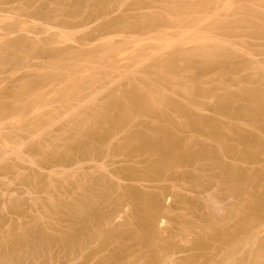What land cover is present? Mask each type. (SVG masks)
Instances as JSON below:
<instances>
[{
	"label": "bare ground",
	"instance_id": "1",
	"mask_svg": "<svg viewBox=\"0 0 264 264\" xmlns=\"http://www.w3.org/2000/svg\"><path fill=\"white\" fill-rule=\"evenodd\" d=\"M4 0H1V2L2 3H7V5H11V4H8V3H13L12 1H15V0H5L4 2H3ZM33 1V0H32ZM32 1H30V2H32ZM37 1V0H36ZM38 1H40L39 3H40V5H37V2ZM36 3H30V4H27V5H29V6H27V7H29V8H27L26 6V8L28 9L27 10V12H25V14H27L28 16H30V17H33V18H46V19H55L56 20V18L58 19V16L59 15H64L65 17L64 18H69V17H74L75 18V16H77L78 15V17L80 16V19L79 20H81L82 18V15H83V19H84V15H86L87 13H84L83 11H82V9L84 8V9H86V7H87V5H92V9L90 10L89 9V7L87 8L88 10H86V11H88V12H92V10L93 11H95L94 13H97V15H99V16H101L102 14H105L106 15V13L108 14V12L109 11H112L113 9V6L111 7V5H112V3H114V2H118L119 0H72L70 3L69 2H67L66 0H38ZM94 1V2H93ZM122 0H120L119 2H121ZM123 1H125V0H123ZM134 1V0H133ZM138 1H140V0H138ZM137 1V2H138ZM141 1H143V0H141ZM145 1L146 0H144L143 1V3H145ZM157 1V0H156ZM155 1V2H156ZM158 1H161V0H158ZM165 1V0H164ZM173 2H176V4L175 5H178L177 3L179 2V3H181V2H183L184 4H186L187 2L185 1V0H177V1H175V0H172ZM171 0H169V2H171V4L173 3ZM193 1V0H192ZM195 1V2H194ZM192 3L191 2H189V0H188V2L189 3H191V4H188L189 5V8H191L190 7V5L192 6V8L191 9H188L187 10V8H188V6L186 7V12H185V6H184V8H183V11L180 9L181 7H182V5L181 4H179V5H181V7L179 8L180 9V14H179V12H178V14L176 13V11H178V8L176 9V11L174 12V14H177V15H174V20H173V22L174 21H176L177 20V16H179L180 15V17H178V19H179V21H181L182 20V18H185V19H183V21L184 22H188L187 23V26H185L186 24H184V22L183 23H179L180 25H178V20L175 22V23H173V22H171V21H169V19H167L168 20V22H171L172 23V27H173V24H174V27H176L175 28V30H180L179 32L177 31V33H176V31L174 32V30H171V31H173L172 32V34H171V31H169L170 30V28H172L170 25H171V23H169L168 25L169 26H167L166 25V23L165 22H167L166 20H164V16H166V15H163V19L161 18L162 16L161 15H159V14H157V13H155V15L157 14V16H156V18H155V16H152V15H154V14H150L149 15V18H148V16H144L145 17V19H144V17H141V18H143L144 20H142L141 22L146 26V27H148V26H153V25H155V21H156V23L157 22H159V21H161V22H164V23H160L159 25L157 24V25H155L157 28H159L160 27V25H161V27H162V25H164V26H166V29H167V27H168V29H167V31H165L166 29L164 28V31L163 32H161L162 30H163V27H162V29L160 30V32H161V34H159V29H156V27H154V29H155V31L156 32H154V33H158V35L157 34H155V35H157V37H156V45L153 43V46H151V47H155V48H151L149 45L151 44L152 45V42H154V40L152 39V41H149V43L147 44L146 42V46H144V45H141V44H139V41L138 42H136V43H138L137 45H136V47L138 48V53H136V55H130V57H126L127 59H128V65L126 64V62H125V64H123L122 62H120V63H116V62H119V61H114V62H111L112 60H113V58H110L109 60H111L110 62L109 61H107L108 60V56H106V55H104L105 57H106V59L107 60H105L104 61V66H107L108 65V68H105L104 70H102L100 67H99V65H98V67L100 68V71H97L96 73H94L95 71L93 70V69H91L92 67H90L91 65H89V69L90 70H93L94 72V74H91L92 73V71L89 73V72H85V67L87 68L88 67V65L86 64V66H85V63H83L84 64V73H81V74H79L78 75V77H76V78H74L75 80H73V79H71V78H73V74L75 73H72L71 71V73L69 72V70L72 68V65H73V63L75 64V61L73 62L71 59H68V60H71L72 62H71V67H69V68H67V70H68V72L70 73L69 75L70 76H72L71 78H68L67 76H65V75H67L68 73H66L65 71H67V70H65V69H63V68H61L60 69V66L59 67H57L59 64H57V71H59V70H64L63 72H61V73H66L65 75L63 74H61L63 77L65 76L66 78H68L69 79V81H67L66 79H65V77H64V79L66 80L65 81V83H67V82H69V83H67V84H65L64 85V87H62L61 89H59V88H57L58 89V92L57 93H59V97L61 98V100L62 101H65V99L67 100L66 102H68V100H70V99H72L71 101H69L68 102V107H67V109L68 108H71V110L73 109L74 110V108H77L76 110L78 111L79 110V112L78 113H80L81 114V112L84 110V109H86V111L84 112H82V113H86V114H91V111H92V109H93V111H94V113H93V111H92V114L91 115H93L92 117H89L88 115H84V116H86V118H84V116L81 114H79L80 115V117L82 116L83 118H79L78 116V113H77V111H76V115H78V116H76V119H78V121L76 122L75 121V119H73V117H72V119L74 120V125H75V128L76 129H74V133H73V135L75 136V134H76V137H74V136H69L70 134H68V136L69 137H65V135H64V132L66 131L65 130V128H63L65 131L63 132L62 130V132L63 133H61V134H63V136L65 137V140H63V142H62V145L65 143V141L68 143V146H67V144H65V145H63V146H65L64 148H62V150L60 149L61 147H60V145L59 146H57V148H56V150L58 149V153H57V151L55 150L54 151V149H55V147L53 148L52 146H50V144L51 143H55L56 142V140H58V139H60L59 137H62V139L64 138L63 136H60L61 134H58V137L57 136H52V138H50L49 140H51V142L49 143V144H47L49 147H52L53 148V151H52V153H51V151H50V149H49V151H50V153H49V155H48V157H46L45 156V158L47 159V162H46V160H45V164H41V163H37V159L36 160H34L33 158H36V157H33V158H31L32 157V155H30V158L32 159H30L29 158V154L28 155H26V156H28V158L31 160H28V161H30L29 163L30 164H36L38 167L39 166H41V167H43V168H48V171H49V173L51 172V175H53L52 173L54 172V174L56 173V172H60V168L61 169H63L64 171H62V174L67 170V169H69V170H72V169H74V168H72V165H77V166H75V169H79L80 167H79V165L81 166L82 165V163L83 162H81V161H83L84 160V162H85V160L86 161H89V166L90 167H88V169H90V171H92V170H94L95 168H100L99 170H100V172L102 173V172H104L105 174H106V176H105V174H103L102 173V175L100 176H98L97 175V177L95 176V177H92V176H90L91 174L90 173H85V175L84 176H81V175H77L75 172H74V174H73V176L72 177H70L71 175H69V179L70 178H72V179H70V182L71 183H73L72 185H70L69 183V180H68V182L67 183H65V182H62L61 180V183H64L65 184V186H66V184H67V186H66V190L65 191H62V188H63V184H61L60 182H59V184H57V182L55 181V183H53L54 182V180L53 179H51V181L49 180L50 179V176H48L49 178H48V180H49V182H48V180H47V182L45 181L46 179H44L43 178V175H41L42 176V180H44L45 181V183L43 182V181H41V183H42V186H41V188H43V191L45 190V191H48L46 194H47V196H48V199H49V201H53V202H46L45 200V202H42L43 203V213L42 214H40V215H43V218L42 217H40V218H42L43 220H44V217H45V219L46 220H44V222L43 223H45V224H48L49 225V219H55V220H59V221H61V219H63V218H61V219H58L59 217H65L64 219L66 220L67 219V217H71V218H68L65 222L67 223V224H71L72 225V223L74 222H72L71 221V219H73V220H75V222L73 223V224H75L76 223V221H77V223H79L80 224V226L82 227V229H81V227L79 226V224L78 225H72V226H69V225H67V228L69 227V229H71L70 227H72L73 229H71L72 231H70L69 229H67L68 231H70V232H66L67 230H62V229H64V228H61L60 230H59V227H55V226H51L50 225V227L53 229V230H57L58 229V231H56L55 233L57 234V236L55 235V233H54V235L52 236V234H51V237H49L50 236V234H46V231H41L40 229H44V227L43 228H40L43 224H42V222H41V226L38 224V223H36V224H38L37 226H35V225H33L32 224V226L31 227H39L38 228V230L36 229V230H33V228H32V230H31V228H29V227H27V225L26 226H24L22 223V227H23V229L21 228V229H19V230H22L19 234H15V232L14 231H16V230H13V228H12V232H10L9 230V232H7L4 228V230L6 231V234H5V231H3V235L1 236V234H0V264H174V262H173V260L171 259V258H173L172 256L174 255V256H176L175 254L180 250V248H179V246H178V244L177 243H175L173 240H170V239H168V240H162L161 242H159V241H156L155 239H154V220H155V217H156V214H157V212L159 211V210H162V208H161V206H162V203L160 202V196L156 193V194H153V193H150V194H152V195H148V194H146V193H138V192H136L137 194H138V197L139 198H141V202H140V204H142V207L140 208L139 207V209H140V212L138 211V213L136 214V216H135V218H133L134 219V229L132 230V228L129 230V228L128 227H126V225H125V227L123 226V227H117V226H114L113 225V227L111 226L113 223H115L114 222V220H115V216L117 215V213H116V210H115V208L113 209L112 207V205L113 204H115L114 202H116L115 201V198L112 200V199H110V193L112 192L111 190L112 189H114V188H112V185H114V186H116L115 184H110V183H108V178L110 179V181L109 182H111V177H112V175L113 176H117V178L118 179H122L123 177H126V178H128V179H131V180H134V181H152V182H154V183H157V186L158 187H160V188H168L167 187V184H166V182L169 184V182H170V184L173 186V185H175L174 183H175V181L177 180V179H182L181 177H183V178H185L187 175L184 173V172H181L180 171V169H179V171H177L178 170V168H181V170L182 169H187V167L188 166H194L195 167V169L194 170H206V172H204V171H201L202 172V174H200L199 173V175H197V177L199 176V178H197L196 179V177H195V181H197V182H194L195 183V188H197V192L198 193H200L201 194V203H202V205H201V203L198 201H196V200H194V201H196L197 202V204L198 203H200L199 205H195V203L196 202H194L192 199H191V201L189 200V199H185V198H182V200L180 201V206L183 208V207H186V208H191V209H194V205L196 206L195 208H199V206L201 205L202 206V208L203 207H205V209L206 210H204L202 213H201V215H200V217L204 220L203 222H205V224H203V222L200 224V225H202L203 224V228H201L200 229V231L201 232H199L197 235V240H196V242H195V245L196 246H205L206 244H207V242H206V237L207 236H209V238H208V240H210L211 242H213V243H218L217 245H216V247H218L219 248V250H221V252H222V254H224V260L222 261V263L221 264H259L258 262H257V260H253V261H250V260H245L244 261V259H241V258H239V259H235L234 260V258H236V257H234L233 256V254L234 255H236V253H239V252H242L241 250H244V248L246 249L247 247H249V243H250V240H251V238L253 237H255L256 235V231H259V230H257V227L259 226L260 227V225H262L261 223H264L262 220H263V217H261V213H259V210H260V207L262 206V204L264 205V191H263V194H261V195H259V197L257 196V195H255V194H257V193H255L254 195H253V193L254 192H257V191H255V188H258V187H256L257 186V184H259V183H257V182H255L254 183V181H252L251 182V180H253V178H254V176L255 175H253V173H252V175H251V172H249V171H247V170H245L246 172H248L247 173V175H251V176H246L245 174H244V170H243V168H241V166L240 167H238V166H236L237 164H238V162L240 161V162H244L245 160H248L249 162H252V161H254L255 159L257 160V157H258V155L259 154H261V152H264V145H263V143H264V141L262 142V140H264V139H261L263 136L262 135H264V70H262V68H263V66L262 65H264L262 62H260V63H262L261 64V66H262V68H261V66L260 67H256V66H254V65H256L255 64V62H254V65L252 66V65H250V64H245V60H243V59H241L240 60V57L239 58H237V59H239L238 60V62H236V64H238V65H236L235 63H232L233 64V66H232V64L230 65V66H232V67H234L235 65V70H234V68H232V69H230L231 67H229L228 65H227V61L228 60H231L232 61V59L231 58H233V60L235 59L234 57H235V48H242L241 47V45L238 47V45H237V43L236 42H238V41H235V40H233V44L230 42V39H228V38H230V36L231 35H233V34H235V32H237V35H239L240 37H243L242 39H240V37L238 38V36L235 34V35H233V37H234V39H239V42L240 43H242L241 41H243L244 43H248L247 41H245V39L244 38H246V37H249V38H254V40L256 39V38H264V24L262 25V24H260V22L262 21H264V12H262L263 11V7H264V0H250V1H252V3H254L255 4V7H256V4L257 5H259V8H262L261 10L259 9H257V8H255V7H246V6H248V4H246V2H249V0L248 1H246V0H244L243 1V3L244 4H246L245 6L243 5V3L242 4H240V2L242 1H239V0H237V1H239V2H236L235 0V2H236V4H235V2L233 1V0H200V2H202L201 4H199L198 2V0H194ZM205 1V2H204ZM217 1H219V2H217ZM16 2H19V0H16ZM34 2V1H33ZM91 2V3H90ZM136 1H135V3H137ZM162 2H163V0H162ZM162 2H156V4L154 3L153 4V2L152 1H149V3H151V6L152 5H154V7H156L155 5H157L158 7H159V11H160V8L162 7ZM165 2H168V0H166ZM168 2V3H169ZM186 2V3H185ZM256 2V3H255ZM21 3V2H20ZM141 3V2H140ZM148 3V2H147ZM148 3V5L150 6V4ZM196 3V4H195ZM198 3V4H197ZM240 4V5H238V4ZM251 2H250V4H252ZM258 3H262L263 4V7H262V5H260V4H258ZM1 4V3H0ZM16 4V3H15ZM18 4V3H17ZM115 5H117L116 3H114ZM119 4V3H118ZM122 4V3H121ZM139 4V3H138ZM161 5V7H160V5ZM234 4L237 6H235L234 7ZM5 6H6V4H4ZM19 5V4H18ZM17 5V7H16V5H14V8L16 7L17 8V10H18V8H19V6H21V4L18 6ZM25 5V4H24ZM24 5L22 6V7H24ZM164 5V4H163ZM175 5H174V7H175ZM241 5H243L244 7H242ZM5 6H3V4H2V6L0 5V7H2V8H0L1 10L3 9V7H5ZM238 6H241V10L239 11V9H240V7H238ZM250 6V5H249ZM10 8L12 7V5L11 6H9ZM22 7H21V9H19V10H24V9H26L25 7L22 9ZM116 7V6H115ZM114 7V8H115ZM164 7V6H163ZM174 7H173V10H175L174 9ZM5 8H7V11H9V12H11V11H13V9H11V11L8 9V6H6ZM230 8V9H229ZM231 8H232V10L234 9V8H236V11H234V19H229L230 17L232 18L233 16H229V15H231L230 13V11H232L231 10ZM83 9V10H84ZM163 9V8H162ZM161 9V10H162ZM166 9H167V7H166ZM168 9H169V7H168ZM167 9V10H168ZM172 8H170V10H171ZM221 9H223V10H221ZM238 9V10H237ZM5 10V11H4ZM165 10V9H164ZM163 10V11H164ZM170 10H168V12L170 11ZM224 10H226V11H224ZM3 11V13L4 12H6V9H3L2 10ZM26 11V10H25ZM172 11V10H171ZM170 11V12H171ZM222 11V12H221ZM243 11V14L245 15L246 14V12L249 14V16L251 15V17H255V19H254V21L252 20L251 21V19L250 18H247V19H245V17L243 18V14L241 15V12ZM245 11V12H244ZM15 12H18V11H15ZM169 12V13H170ZM181 12H185L184 13V15H181ZM218 12H220V14H226V16H224V15H221L220 16V14L218 13ZM223 12H225V13H223ZM230 12V13H229ZM238 12H239V14H238ZM20 13H21V11H20ZM83 13V14H82ZM166 13H167V11H166ZM218 13V14H217ZM232 13H233V11H232ZM237 13V15H236V17H235V14ZM8 14V13H7ZM17 14H19V13H17ZM23 14V13H22ZM80 14V15H79ZM89 14V13H88ZM92 14V13H91ZM90 14V15H91ZM165 14V13H164ZM170 14H172V13H170ZM227 14H229L228 16L229 17H227ZM248 14H246L247 16H248ZM0 15L2 16V12H0ZM19 15H21V14H19ZM90 15H88V16H90ZM94 15V14H93ZM93 15H91L90 17H91V19H90V17L88 18V17H86L87 18V20L88 19H90V21L91 20H93L92 19V16ZM105 15H103V16H105ZM213 15V16H212ZM215 15H218V16H220V19L221 20H217L218 22H216L215 21V23H214V21H213V19L212 18H214V16ZM239 15H240V17L242 16V18H240L239 17ZM253 15V16H252ZM0 16V17H1ZM5 16H7V15H5ZM4 16V17H5ZM9 16V15H8ZM25 16V15H24ZM68 16V17H67ZM151 16V17H150ZM218 16H215V20H216V17L218 18ZM222 16H223V18H227V19H225V20H222L223 18H222ZM60 17V16H59ZM63 17V16H62ZM61 17V18H62ZM78 17H76V18H78ZM95 19H96V16L94 15L93 16ZM152 17H154V18H152ZM158 17H159V20H158ZM172 17V16H171ZM212 17V18H211ZM237 17H239V18H237ZM3 18V17H2ZM5 18H7V17H5ZM13 18H14V16H13ZM12 18V19H13ZM16 18V17H15ZM85 18V19H86ZM102 18V17H101ZM100 18V19H101ZM148 18V19H147ZM163 20H161V19ZM167 18V17H166ZM176 18V19H175ZM211 18V19H210ZM236 18V19H235ZM4 19V18H3ZM3 19H0V20H3ZM98 19V18H97ZM181 19V20H180ZM187 19V20H186ZM230 21H229V20ZM5 20H7V19H5ZM9 20H10V18H9ZM19 20V19H18ZM41 20V19H40ZM61 20V19H60ZM59 20V21H60ZM70 20H74V19H70ZM78 20V19H77ZM127 20V22H125ZM138 20H140V19H137V21ZM158 20V21H157ZM171 20H172V18H171ZM186 20V21H185ZM212 20V21H211ZM227 20V21H226ZM257 20V21H256ZM259 20H261V21H259ZM64 21H65V19H64ZM63 21V22H64ZM84 21V20H83ZM82 21V22H83ZM136 21V20H135ZM136 21V23L135 22H129V19H124V22H122V20H121V22L120 21H118V20H114V21H109V22H106V23H104V25L102 26V29H104V28H113V29H117V30H123L124 32H128V31H133L132 29H134V27L136 28L137 27V25H139V24H141V23H139V24H137L138 22ZM220 21V22H219ZM225 21V22H224ZM61 23V22H59L60 24H65V23ZM79 22L80 21H78L76 24H79ZM85 22V21H84ZM167 22V23H168ZM189 22H190V24H189ZM13 23V22H12ZM22 23V22H21ZM24 23H25V21H24ZM23 23V24H24ZM75 23H74V25H75ZM88 23V22H87ZM135 23V24H134ZM214 23V24H213ZM239 23L241 24L240 26H239ZM242 23H244L243 24V27H245V28H239V27H242ZM9 24V23H8ZM7 24V25H8ZM14 24V23H13ZM27 24V23H26ZM83 24V23H82ZM143 24H141V26L140 27H143ZM175 24H177V25H175ZM184 26H183V25ZM203 24H204V26H203ZM221 24V25H220ZM225 24H227V26L225 25ZM238 24V25H237ZM248 24V25H247ZM18 25V24H17ZM62 26V25H61ZM145 26L143 27V28H145ZM178 26H183L184 28L182 29V27L180 28H178ZM237 26H239L238 28H236ZM86 27V26H85ZM170 27V28H169ZM204 27V28H203ZM19 28H20V26H19ZM25 28V27H24ZM61 28V27H60ZM149 28V27H148ZM147 28V29H148ZM153 28V27H152ZM203 28V29H202ZM216 30H218L219 29V31H216ZM1 29V28H0ZM23 29V28H22ZM62 29V28H61ZM65 29V28H64ZM137 29H140L139 27H137L134 31H138ZM153 29V30H154ZM6 30L9 32V33H13L14 32V30H15V28H14V25H12L11 24V22H10V24L7 26V28H6ZM20 30V29H19ZM148 30H150V29H148ZM209 30V31H208ZM215 30V31H214ZM63 32H64V30H62ZM142 31H145V29H142ZM147 31V30H146ZM152 31V30H151ZM208 31V32H207ZM147 32H150V31H147ZM167 32H169V33H167ZM8 33V34H9ZM130 33V32H129ZM140 33V32H139ZM152 33H153V31H152ZM154 33H153V35H154ZM176 33V34H175ZM216 35H215V34ZM232 33V34H231ZM131 34V33H130ZM138 34V33H137ZM150 34V33H149ZM228 34V35H227ZM231 34V35H230ZM125 35V37H126V35L128 36L129 34H124ZM151 35V34H150ZM150 35H149V37H150ZM155 35L154 36H152L151 38H154L155 37ZM161 35V36H160ZM224 35H226V36H229V37H226V38H222V37H224ZM60 36V35H59ZM63 36V35H62ZM102 36V35H101ZM100 36V37H101ZM105 36H106V34H105ZM158 36H160V37H158ZM111 37V36H110ZM129 37V36H128ZM131 37H135V34H134V36L133 35H131ZM130 37V40L131 41H136L135 40V38L132 40V38ZM233 37L231 36V38L233 39ZM12 38H14V37H12ZM107 38V37H106ZM124 38V37H123ZM127 38V37H126ZM138 38V37H137ZM144 38V37H143ZM142 38V39H143ZM160 38H162L160 41H159V39ZM222 38V39H221ZM248 38V39H249ZM252 38V39H253ZM3 39V38H2ZM1 39V40H2ZM6 39V38H5ZM5 39H4V42H2V43H0V66H1V64L4 66V64H6V63H12L13 64V60L12 59H18V57L17 56H15L16 55V52L19 50V48H21V47H25L26 46V42L24 43V41L26 40L25 38H22L23 40H21V38L20 39H13V40H11V39H7L6 41H5ZM28 39V38H27ZM104 39H105V37H104ZM109 39V38H108ZM108 39H105V40H107V41H109ZM127 39H129V38H127ZM142 39L140 40V41H142ZM155 39V38H154ZM226 39V40H225ZM260 39V40H261ZM32 40V39H31ZM86 40V39H85ZM84 40V41H85ZM151 40V39H150ZM241 40V41H240ZM257 40V39H256ZM264 40V39H263ZM30 41V40H29ZM28 41V42H29ZM83 41V42H84ZM98 41V40H97ZM143 41H144V39H143ZM157 41H159L160 43L159 44H157ZM188 41H190V42H188ZM27 42V44H29ZM31 42V41H30ZM46 42H48L47 40H46ZM46 42H45V44H46ZM50 42V41H49ZM48 42V43H49ZM53 42V41H52ZM89 42V41H88ZM103 42H104V40H103ZM121 42V41H120ZM125 41H123L122 40V42L121 43H124ZM127 42H129V40L127 41ZM126 42V43H127ZM187 42V44L185 45V43ZM192 42H193V44H192ZM226 42L227 43H229V47H230V49H228L227 47V45H226ZM254 42V41H253ZM258 42V41H257ZM36 43V42H35ZM34 42H32V45L34 44V48H36V49H33V48H31V46L30 45H28L27 47L28 48H31L30 50L31 51H33V50H37V48L38 49H40L42 46H43V48H44V50H46L45 49V44L44 45H42V46H40V44H35ZM38 43V42H37ZM57 43V42H56ZM82 43V42H81ZM87 43V42H86ZM85 43V44H86ZM107 43V42H106ZM126 43L124 44V45H126ZM135 43V42H134ZM25 44V45H24ZM101 45H102V42L100 43ZM120 44V43H119ZM119 44H113V45H109V43L106 45V48L107 49H104V51H103V49H101V47H100V49L102 50L101 52L103 53V54H105L104 52L106 51V50H109V52L110 51H112V53L113 52H118V50L119 49H121V47H122V45L120 44V46H118ZM144 44V43H143ZM191 44H192V47H191ZM250 44V43H249ZM257 44V43H256ZM37 45V46H36ZM90 45H92V44H90ZM100 45V46H101ZM109 45V46H108ZM139 45H140V47H139ZM155 45V46H154ZM243 45V44H242ZM245 45V44H244ZM260 45V44H259ZM38 46H40V48L38 47ZM88 46V45H87ZM98 46H99V44H98ZM97 46V47H98ZM103 46V45H102ZM172 46V47H171ZM186 46V47H185ZM187 46H189V47H187ZM237 46V47H236ZM255 46V45H254ZM253 46V47H254ZM262 46V45H261ZM97 47H93V49L94 48H97ZM104 47V46H103ZM168 47H170L171 49H173V51H174V49H175V53H173V54H175V55H171L172 54V52H171V54L169 55L170 56V58L168 59V56H167V54H166V56H167V59H163L162 57H164V56H162V54H164L163 53V50H164V52H167V49L168 50H170V48H168ZM174 47V48H173ZM233 47V48H232ZM245 47V46H244ZM248 47V46H247ZM264 47V46H263ZM50 48V47H49ZM176 48H177V51H176ZM231 48L232 49H235L234 51L232 50L231 51ZM240 48H239V50H240ZM246 48V47H245ZM250 48H251V46H250ZM18 49V50H17ZM25 49V48H24ZM27 49V48H26ZM33 49V50H32ZM54 49V48H53ZM59 49V48H58ZM72 49V48H71ZM93 49H91V50H93ZM165 49H166V51H165ZM247 49V48H246ZM249 49V48H248ZM259 49V48H258ZM263 50H264V48H262ZM17 50V51H16ZM23 50V49H22ZM22 50H20V51H22ZM48 50V49H47ZM50 50V49H49ZM48 50V51H49ZM55 50H57V49H55ZM63 50V49H62ZM81 50V49H80ZM90 50V49H89ZM124 50V49H123ZM135 50V52H137ZM195 50L197 51V50H199V53H202L203 54V56H204V54H205V56L203 57V58H207V60L208 61H210L212 64H213V62L214 63H216V61H214L215 59H214V57H216V59H218L219 58V56H222V59L221 60H223V61H221L220 60V62L221 63H223L224 61H225V63H226V65H225V63H223V64H221V72L226 76V77H228L227 79H225L224 78V75L222 74V78H224L225 80H227L228 81V84H229V78H232L231 76H232V73L233 74H235V71L236 70H238L237 69V66H239V65H244V66H246L247 67V69H246V67H242V65H241V67L239 66V68H243V69H246L247 71H249L248 69H249V66H251L250 68L251 69H253V75H251V74H249V75H247L246 77H245V79L247 78V80L249 81H245V82H248V83H246V84H249L250 82H253L251 79H257V81L259 80L260 82L258 83V82H256V87L253 85L254 83H255V81L251 84L250 83V85H252V87L251 88H249V86L247 87L246 86V84H245V82L243 83L244 84V86H243V84H241V83H239V81L240 80H242V78H240V80L238 79L239 77L237 76L236 77V75H234L233 76V78H234V80L235 81H237V82H234V84H236V83H239L240 84V86H242L241 88L239 87V90H238V88H237V90L234 88V91H232V89L230 88V87H228V86H230V85H227V81H225V80H222V78H221V75H220V78H221V80L219 81V82H216V83H218L217 84V86H214V87H211L212 85L211 84H209V85H211V86H208L207 85V87H206V85L205 84H208V81L209 80H207V83H205L204 84V82H198V81H201V79L199 80V77H198V75H196L195 74V76L194 77H196L198 80H196V78L195 79H193L194 77H192L193 75V72L191 73L190 71H192V70H188L190 67L193 69V64L196 62L195 60L196 59H193V60H191L190 58H192V55H193V58H194V55H196L197 56V54H198V52H195ZM238 50V49H237ZM253 50V49H252ZM256 50V49H255ZM16 51V52H15ZM26 51V50H25ZM24 51V52H25ZM31 51H28V52H30L31 53ZM37 51H39V53H40V50H37ZM41 51H42V49H41ZM71 52V50H70V48H69V50H67V54H68V52ZM77 51V50H76ZM119 51H121V50H119ZM162 51V52H161ZM172 51V50H171ZM242 51V50H241ZM247 51V50H246ZM249 52H250V50H248ZM259 51H261V47H260V49H259ZM34 52V51H33ZM44 52V51H43ZM51 52H52V50H51ZM57 52V55H59V53H61L62 55H63V53H64V55H65V52H66V49L64 50V51H61V52H59V51H55V53ZM63 52V53H62ZM73 52V51H72ZM80 52V51H79ZM79 52H77L78 54H79ZM82 52V51H81ZM83 52H84V50H83ZM87 52H90V51H87ZM98 53V54H96V55H98V56H96V57H99V56H101L102 55V53ZM109 52L107 51V53L106 54H108L109 55ZM134 52V53H135ZM162 53V54H160V53ZM177 52V53H176ZM194 52L196 53V54H194ZM234 52V53H233ZM253 52H255L254 50H253ZM258 52V51H257ZM256 52V53H257ZM264 52V51H263ZM21 53V52H20ZM26 53V52H25ZM29 53V54H30ZM36 53V52H35ZM54 53V52H53ZM54 53V54H55ZM76 53V52H75ZM75 53L73 52V54L75 55ZM76 53V54H77ZM91 53H92V51H91ZM91 53L89 54V55H91ZM111 53V52H110ZM156 53V54H155ZM237 53V52H236ZM246 53V52H245ZM18 54V53H17ZM23 54V53H22ZM28 54V53H27ZM28 54V55H29ZM53 54V55H54ZM60 54V55H61ZM71 54V53H70ZM73 54H72V56H73ZM80 54H83V53H80ZM87 54V53H86ZM101 54V55H100ZM114 54V53H113ZM113 54H110V56L111 55H113ZM157 54L159 55L160 54V56L161 57H158L157 56ZM179 54V55H178ZM215 54H217V56L215 55ZM248 54V53H247ZM14 55V56H13ZM25 55V54H24ZM33 55V54H32ZM35 55H37V54H35ZM61 55V56H62ZM88 54H87V56H89ZM95 54L94 53H92V57L94 56ZM116 55V54H115ZM157 56V57H154V60H156V59H158V60H156V61H154L156 64L158 63V65H154L155 63L153 62L152 64L150 63V65H152V66H148V65H146L145 64V61L146 60H149V58H151L152 59V57L153 56ZM178 55V56H177ZM234 55V56H233ZM250 55V54H249ZM19 56V55H18ZM31 56V55H30ZM30 56H28V57H30ZM39 56V55H38ZM104 56H101L103 59H104ZM109 56V57H110ZM129 56V55H128ZM134 56V57H133ZM191 56V57H190ZM200 56H202V55H199L198 57H200ZM232 56V57H231ZM254 56V55H253ZM17 57V58H16ZM24 57V56H23ZM67 57V56H66ZM79 57V56H78ZM81 57V56H80ZM82 57H86V55L85 56H82ZM112 57H115V56H112ZM171 57H173V58H171ZM179 57H182V58H180L181 60L183 59V61L184 60H186L185 61V63L187 62L188 63V65L187 66H189V68L187 69L186 68V65H185V63H184V65H183V67H181V68H184V66H185V68L187 69H182L181 71L180 70H177V71H175V68H176V65L178 66V64L176 63V65H175V62H177L179 59ZM184 57V58H183ZM223 57H225V58H223ZM251 58H252V56H250ZM256 57H258V56H256ZM20 58V57H19ZM27 58V57H26ZM31 58V57H30ZM53 58V57H52ZM54 58H55V56H54ZM53 58V59H54ZM62 59H60V57H58L57 59H54V61H53V59H52V61L54 62V63H62V61L64 62V60H63V58L64 57H61ZM70 58V57H69ZM89 58V57H88ZM91 58V57H90ZM131 58V59H130ZM156 58V59H155ZM161 58V60H160V62H159V59ZM201 58V57H200ZM221 58V57H220ZM219 58V59H220ZM228 58V59H227ZM230 58V59H229ZM21 59V58H20ZM64 59H66V58H64ZM73 59V58H72ZM76 59V58H75ZM84 59V58H83ZM82 59V60H83ZM93 59H96L95 57L93 58ZM92 59V60H93ZM98 59V58H97ZM103 59L101 60V61H103ZM115 59V58H114ZM119 59V58H118ZM117 58H116V60H118ZM178 59V60H177ZM218 59V60H219ZM226 59H227V61H226ZM237 59H235V61L237 60ZM261 59V58H260ZM260 59H257V64H258V60H260ZM12 60V61H11ZM19 60V59H18ZM26 60V59H25ZM57 60V61H56ZM58 60H60V61H58ZM76 60H80V59H76ZM174 60H176L175 62H174ZM203 60H205V59H202V61ZM207 60H205L206 61V63L208 62ZM253 60V59H252ZM28 62H29V60H27ZM89 61V60H88ZM94 61H98V60H94ZM152 61H153V59H152ZM152 61H147L148 63L149 62H152ZM180 61V60H179ZM197 61H200V60H197ZM213 61V62H212ZM240 61V62H239ZM254 61H256V60H254ZM16 62V61H15ZM14 62V63H15ZM26 62V61H25ZM53 62H51L50 61V64H48L49 66H51V64L53 63ZM80 63H82L81 61H79ZM78 62V63H79ZM84 62V61H83ZM86 62V61H85ZM90 62H91V60H90ZM93 62V61H92ZM130 62V63H129ZM146 62V63H147ZM218 62V61H217ZM249 62H251L250 60H249ZM248 62V63H249ZM17 63H19V61H17ZM27 63V62H26ZM25 63V64H26ZM88 63V62H87ZM94 63V62H93ZM98 63L101 65V62H99L98 61ZM106 63V64H105ZM122 63V64H121ZM143 63V64H142ZM147 63V64H148ZM160 63V64H159ZM180 63H182V61L180 62ZM186 63V64H187ZM200 63H202L203 65H204V62H200ZM219 63V62H218ZM25 64L23 65V66H25ZM29 64V63H28ZM62 64H66V66L67 65H69V64H67V62H64V63H62ZM62 64H60L61 66H62ZM76 64H77V62H76ZM75 64V67L77 66ZM119 64H121V65H124V66H122L123 68H120L121 66L119 65ZM141 64L142 65H144V66H146L147 68H146V70L144 69H142V68H139L140 66H141ZM183 64V63H182ZM182 64H179V65H182ZM202 64H200V65H202ZM229 64V63H228ZM9 65V64H8ZM78 65H82V64H78ZM138 65H140L139 67H137ZM191 65H193V66H191ZM196 65V64H195ZM206 65H209V63L208 64H206ZM217 65V64H216ZM6 66V65H5ZM17 66V65H16ZM20 66V65H19ZM28 66V65H27ZM42 66V65H41ZM45 66V65H44ZM103 66V67H104ZM156 66V67H155ZM160 68H159V67ZM2 67V66H1ZM29 67V66H28ZM27 67V68H28ZM54 67V66H53ZM55 67V68H56ZM63 67V66H62ZM64 67H65V65H64ZM83 67V66H82ZM81 67V68H82ZM95 67V66H94ZM135 67H137V70L139 69H141V70H143V72L144 71H148V73H147V75H150L149 73H151L152 75H150L149 77H151V76H153V73H158L157 75L159 76V78L161 79V82H164V84H165V86L166 87H168L169 89H170V91L172 90L174 93H175V90H176V92L179 94V92H184V91H186V93L184 92L183 93V95L185 96H187V98L189 99V103L191 102V103H193V104H195L194 102H196L195 101V99L196 98H198V96L201 98V97H203V99H202V101L201 102H199V100L197 99V101L199 102V103H204L203 101H205L204 100V97L206 98V96L208 97V95L210 96L211 94H214L215 96H217L216 94H215V92H216V89L217 88H219V90L217 89V92H220V90L221 89H223V90H221V92H222V94L221 95H219V93H218V96L217 97H215L216 99L215 100H213V101H215L214 103H213V110L215 109V111L216 112H218V113H220L222 116L224 115V117H225V119H240V120H245V122H248V123H251V124H255L256 122L257 123H259V121H263V123L261 124V126L259 127V129H257V130H259L260 131V133L261 134H258V133H254V131H243L244 129H241L238 125H230L229 124V126H227V125H224V122L221 120H214V119H212V118H206V119H202L201 118V120H200V118H195L194 116L195 115H191L188 111H189V109H188V106L187 105H185V104H183V103H181V102H179V101H176V99L174 100V98H170L169 99V97L167 98V96H166V94H165V92H167L166 90H164V89H162L163 87H164V84H163V86L161 85V89H162V91H160V89H158L160 86H159V84H158V88L157 87H155V86H157V82L155 83L154 82V80H151V82H149V81H147V80H149V78H147L146 77V80H145V78H144V82H142L143 84H144V86H143V84L142 83H140L141 84V87H139L140 85H138V83H137V85H135V86H133L132 87V89H129V91L127 92V94H129V95H127L126 94V92L125 93H123L126 97L123 99V100H121V101H118V99L119 98H117V95L115 96V93H114V96H115V98H113V95H112V93L114 92V90H116L115 89V83L117 84V83H120V82H118V80L120 81L121 79H127V77L129 76L128 74H129V72H133L132 70H134V68ZM159 69H158V68ZM206 67V66H205ZM35 68V67H34ZM59 68V69H58ZM74 68V67H73ZM77 68H80L79 66H77ZM133 68V69H132ZM144 68V67H143ZM149 68V69H148ZM162 68V69H161ZM178 68H179V66H178ZM220 68H219V71H220ZM260 68H261V70H260ZM32 69V68H31ZM83 69V68H82ZM95 69V68H94ZM177 69V68H176ZM180 69V68H179ZM250 69V70H251ZM264 69V68H263ZM30 70V69H29ZM136 70V69H135ZM136 70V71H137ZM138 70V71H139ZM162 70V71H161ZM184 70V71H183ZM231 71L232 72V70L234 71V72H232L231 73V75L229 74L230 72H228V74L230 75V76H228L227 74H225V72H227V71ZM56 71V70H55ZM56 71V73H58ZM75 71L77 72V71H79L78 69L76 70L75 69ZM87 71V70H86ZM89 71V70H88ZM155 71V72H154ZM184 72V74L186 73L187 75L189 74V73H191V76L189 77L188 76V78H186V76L184 75V78H183V75H181V73H179V75L182 77V78H179V79H177V77H179V76H177V72ZM188 73H187V72ZM219 71L217 70V73H219ZM252 71V70H251ZM81 72V71H80ZM82 72H83V70H82ZM135 72V71H134ZM132 73V76L135 74V73H138L139 74V72H135V73ZM176 72V73H175ZM221 72H220V74H221ZM42 73V72H41ZM39 74V76H38V81L36 80V79H34V83H39V85H40V83H41V85L45 82V81H43V80H47V77L44 79V78H42V77H44V76H42L43 75V73L42 74ZM49 73V72H48ZM51 73V72H50ZM53 73V72H52ZM78 73V72H77ZM89 73V74H88ZM144 73H146V72H144ZM143 73V74H144ZM251 73V72H250ZM72 74V75H71ZM85 74H88L87 76H83V75H85ZM91 74V75H90ZM143 74H141V75H143ZM175 74H176V76H175ZM247 74V73H246ZM30 75V74H29ZM42 77H41V76ZM46 75V74H45ZM53 75V74H52ZM51 75V76H52ZM61 75H59L58 74V76H60V78L62 77ZM81 75V76H80ZM92 76L91 77V79H90V76ZM137 75V74H136ZM136 75H134V77L136 76ZM146 75V76H147ZM156 75V76H157ZM190 75V74H189ZM239 75V74H238ZM47 76V75H46ZM74 76H77V74L75 75L74 74ZM80 76V77H79ZM84 78H89V79H84ZM130 76H131V73H130ZM131 76V77H132ZM155 76V75H154ZM154 76H153V78H154ZM155 76V77H156ZM249 76V77H248ZM27 77V76H26ZM34 77V76H33ZM36 77H37V75H36ZM40 77V78H39ZM49 77V76H48ZM191 77H192V79H191ZM236 77V78H235ZM242 77V76H241ZM24 78V77H23ZM29 78H31V77H28V79L27 80H29ZM57 77H54V79H56ZM59 78V77H58ZM152 78V79H153ZM158 78V79H159ZM186 78V79H185ZM190 78V79H189ZM233 78L231 79V80H233ZM248 78H250V80L248 79ZM13 79V78H12ZM63 78L61 79V81L62 80H64ZM129 79V78H128ZM151 79V78H150ZM157 79V78H156ZM155 79V80H156ZM159 79V80H160ZM191 80V82H187V80ZM243 79H244V77H243ZM244 79V80H245ZM23 80H25V79H23ZM50 80V79H49ZM58 80V79H57ZM90 80V81H89ZM132 80V79H131ZM130 80V81H131ZM136 80H138V78H137V76H136ZM186 80V81H185ZM188 80V81H189ZM193 80H195L194 82H196V83H194L193 82ZM230 80V81H231ZM233 80V81H234ZM22 81V80H21ZM30 81V80H29ZM35 81H37V82H35ZM56 81V80H55ZM60 81V80H59ZM58 81V82H59ZM60 81V82H61ZM152 81L156 84H152ZM204 81H206V80H204ZM232 81V82H233ZM261 81H263V83L260 85V83H261ZM50 82V81H49ZM57 82V83H58ZM127 82H128V80H127ZM232 82H230V84H231V86L233 85L232 84ZM241 82H243V80L241 81ZM27 84H28V82H26ZM37 83V84H38ZM56 83V82H55ZM56 83V84H57ZM63 83H64V81H63ZM125 83V82H124ZM131 83V82H130ZM203 83V84H202ZM257 83H258V85H257ZM37 84H36V86H37ZM46 84V83H45ZM114 84V85H113ZM20 85H21V83H20ZM34 85V84H33ZM59 85V84H58ZM238 85V84H237ZM22 86V85H21ZM35 86V85H34ZM43 86H45V85H43ZM61 86V85H60ZM60 86H58V87H60ZM253 86H254V88H253ZM23 87V86H22ZM25 87V86H24ZM23 87V88H24ZM30 87V86H29ZM31 87H33L32 85H31ZM30 87V89L32 90V88ZM42 87V86H41ZM54 87V86H53ZM114 87V88H113ZM165 87V88H166ZM209 87H211L212 89H210ZM217 87V88H216ZM238 87V86H237ZM19 88H20V86H19ZM113 88V89H112ZM116 88H117V86H116ZM124 88V87H123ZM126 88V87H125ZM167 88V90H169ZM229 88V89H228ZM40 89V88H39ZM44 89H46L47 90V88L45 87ZM43 89V90H44ZM177 89H179V90H182V91H179V90H177ZM231 89V90H230ZM24 89H22V91H23ZM26 90V89H25ZM34 90H36V89H34ZM33 90V91H34ZM45 90V91H46ZM56 90V89H55ZM55 90H54V92H55ZM164 90V91H163ZM32 91V92H33ZM126 91V90H125ZM215 91V92H214ZM30 92V91H29ZM37 92V91H36ZM53 92V91H52ZM102 92L104 93L105 92V95H106V93H107V95L108 96H111V98H109V100L110 99H112V100H110V101H108V100H105L104 98H103V100H105V101H107V102H102L101 104H99L98 105V103L99 102H101V100L99 101V97H101V95H102ZM122 92V91H121ZM164 92V93H163ZM28 93V92H27ZM31 93V92H30ZM35 93V92H34ZM38 93V92H37ZM36 93V94H37ZM56 93V92H55ZM118 93V92H117ZM120 93V92H119ZM173 93V94H174ZM22 94V93H21ZM32 94V93H31ZM41 94H42V91H41ZM47 94V93H46ZM101 94V95H100ZM165 94V95H164ZM176 94V93H175ZM19 95V94H18ZM27 95V94H26ZM34 95V94H33ZM33 95H31V96H33ZM43 95H45V94H42V96ZM121 95V94H120ZM119 94H118V96H120ZM134 95H136L135 97H137V95H139L137 98H135L134 97ZM169 95V94H168ZM57 96V95H56ZM55 96V97H56ZM57 96V97H58ZM104 96V95H103ZM16 97V96H15ZM18 97V96H17ZM28 97V96H27ZM37 97V96H36ZM40 97V99H39V101L41 100V96H39ZM59 97L56 99V100H58V102L59 101H61L60 99H59ZM19 98V97H18ZM17 98V99H18ZM24 98V97H23ZM30 98H33V97H30ZM46 98H48V97H44L43 96V100L42 101H40L41 103H40V105H45L46 104V102H48V100L46 99ZM63 98H64V100H63ZM87 99V100H89L90 101V103H91V101L93 100V103H88L87 102V100H84V99ZM96 98H98V99H96ZM108 98V97H107ZM199 98V99H200ZM29 99V98H28ZM35 99V98H34ZM37 99H38V97H37ZM44 99H46V100H44ZM74 99H76V101H74ZM94 99H95V101L96 100H98L97 101V105L95 104V102H94ZM116 99V100H115ZM120 99H121V97H120ZM119 99V100H120ZM138 99V100H137ZM20 100V99H19ZM26 100V99H25ZM23 101L24 103H25V105H24V103H22L20 106L19 105H17V106H19L18 107V109H17V111L19 110V112L20 111H23V110H26V108H27V106L26 105H28L29 104V106L31 107V108H29L28 107V109H27V112L29 113V110L30 109H33L34 107H36V106H31V105H34V103H35V101L34 100H32V99H30V100H32V102H34L33 104H30V102L29 103H27L26 101ZM36 100V99H35ZM54 101V100H53ZM52 101V102H53ZM73 101V102H72ZM85 101V102H84ZM115 101V102H114ZM186 101V100H185ZM21 102V101H20ZM31 102V103H32ZM45 104H44V103ZM51 101L50 102H48V104H49V106H50V104L52 103ZM57 102V101H56ZM66 102H64L63 104H65ZM74 103V104H71V105H73V106H71L70 105V103ZM86 102H87V104L88 105H90V107L88 108V110H87V107H88V105L86 104ZM197 102V103H198ZM212 102V101H211ZM17 103V102H16ZM19 103V102H18ZM37 103H38V100H37ZM37 103H35V105H38ZM75 103H77V104H75ZM85 103V104H84ZM13 104V103H12ZM20 104V103H19ZM48 104H46L45 106L46 107H48L47 105ZM53 104V103H52ZM61 104H62V102H60L59 104H58V108H59V110H58V108H57V110H56V107L54 106L53 108H55V109H53L52 108V110L53 111H55V112H51V108L50 109H48L47 108V110H49L48 112L45 110V112H43V114L45 113H48V114H46V116L47 117H44V115H43V119H45V120H43L41 117L42 116H38V119H42L41 121H38V119L36 120V122L34 121L35 119L34 118H32V120L34 121H32L31 119V121L32 122H30V120H26V119H29V117L28 116H26V117H28V118H24V122L25 123H23L22 121H23V118L22 117H24L23 115H22V121L20 122L19 120V122H20V126L18 127V125L16 124V123H14V124H12V121L11 122H7V121H5L4 120V122H6V124H7V126H9V125H13L14 127H15V125H17L16 126V128H18V129H16V130H18V131H20L19 133H21V132H23L24 133V131H25V133H27L28 134V132H29V128H34V129H32V131H34V133H33V135H32V137H30L31 135L30 134H32V131H30L31 133H29V136L28 137H30V139L31 138H33L34 136L36 137L37 136V134H38V136L40 135L41 136V134L42 133H46V135H48V134H50V133H53V132H49L48 133V130H50V126H53V124L55 123V122H57V121H55L54 122V119H57V117L59 118V116L61 117H63V115H61V113H63V112H61V108L62 107H64V108H66V106H61ZM3 105V104H2ZM1 105V106H2ZM39 105V106H40ZM54 105V104H53ZM60 105V106H59ZM66 105V104H65ZM86 106V108H84L85 106ZM91 105L93 106V108H91ZM95 105H96V107H95ZM202 105V104H201ZM6 106V105H5ZM39 106L38 107H36L37 108V110L38 109H40L39 108ZM71 106V107H70ZM4 107V106H3ZM9 107V106H8ZM15 107V106H14ZM33 107V108H32ZM17 108V107H16ZM80 108H83V110L81 111L80 110ZM170 108H171V112H170ZM5 109V108H4ZM15 109V108H14ZM42 109H44V107H42ZM67 109H64V111L66 110V111H68ZM91 109V110H90ZM0 110H1V108H0ZM7 110V109H6ZM72 110V111H73ZM90 110V112L89 113H87V111H89ZM112 110V112H114L113 114H111L109 111H111ZM169 110V111H168ZM191 110V109H190ZM2 111H3V109H2ZM11 111V110H10ZM13 111V110H12ZM40 111V110H39ZM43 111V110H42ZM58 113H57V112ZM71 111V112H72ZM81 111V112H80ZM15 113H17L16 112V109H15V111H14ZM30 112H31V110H30ZM38 112V111H37ZM69 113H70V115H72L73 116V114L75 113V110L73 111V113L71 114V112L70 111H68ZM107 112H109L108 114H107ZM1 113H3V112H1ZM11 113V112H10ZM21 114H24L25 113V111H23V112H20ZM35 113V112H34ZM42 113V112H41ZM68 113V114H69ZM3 114H5V113H3ZM12 114H14V113H12ZM17 114H19V113H17ZM20 114V115H21ZM57 114V115H56ZM65 114V113H64ZM109 114H111V116L112 117H109ZM148 114H151L155 119H156V122L154 121V122H147V121H144V120H140V122L137 124L138 126H141V127H144V129H132L131 131H128L127 132V134L126 135H124V137H123V139H122V141L120 142H117V143H114V145H112L111 146V149H110V151H105L106 149H104V143H105V141H108V139L109 140H111V138L113 137V136H115L116 134H119L118 132H120V131H123V129H118L119 127H121V125H122V127L124 126V125H126V124H128V122L132 119V118H134V117H136V115L137 116H145V115H148ZM7 115V114H6ZM24 115H27V113H25ZM59 115V116H58ZM70 115H67V116H70ZM108 115V116H107ZM1 117H0V120H1V118H3L4 116H2V115H0ZM55 116H56V118H55ZM65 117H67L66 116V114L64 115ZM75 116V115H74ZM134 116V117H133ZM6 117V116H5ZM40 117V118H39ZM87 117H89V118H87ZM109 117V118H108ZM19 118V117H18ZM52 118H54L53 119V121H52ZM151 118V117H150ZM71 119V118H70ZM70 119L68 120V122L70 121ZM71 119V120H72ZM79 119H81V120H79ZM82 119L84 120V121H82ZM88 119H90L91 120V122H90V120H88ZM58 121L60 120V119H57ZM62 120V119H61ZM153 120V119H152ZM54 122V123H51V122ZM29 122V123H28ZM68 122H67V124H68ZM71 122V121H70ZM88 122H90V123H88ZM104 122H106V124L110 127V129H105V131H100V130H102V129H98V126L100 127V126H103L102 124L104 123ZM226 122V121H225ZM11 123V124H10ZM71 123H73V122H71ZM240 123V122H239ZM3 124V123H2ZM52 124V125H51ZM86 124H87V126H86ZM226 124H227V122H226ZM253 124V125H254ZM11 125V126H12ZM35 125H39V128L40 129H38V127H36L37 129H35V127L34 126ZM69 126H70V124H68ZM4 126V125H3ZM3 126H1V124H0V127H3ZM12 126V127H13ZM72 126V125H71ZM104 126H105V124H104ZM227 126V127H226ZM4 127H6V126H4ZM2 128V129H4L5 130V128ZM50 127V128H49ZM73 127V126H72ZM187 127H188V129H189V127L190 128H193L192 130H194V131H191V132H194L195 133V131H197V132H199L198 134H200V133H204V135L206 134V133H208V135L210 136V138L212 139V141H215V143H216V146L214 145V144H212V145H207V143L205 144L203 141V143L201 142V143H199L198 141V143L200 144V145H197V146H195L196 144H198V143H196V141H195V139L193 140V138L192 137H189V138H186V137H181V136H178L179 134H177L175 131H174V129L176 128V129H178L179 131L180 130H182V131H184V132H188V129H187ZM229 127V128H228ZM10 129H12L11 127H9ZM9 128H8V130H9ZM42 128V129H41ZM74 128V127H73ZM227 128H228V130H227ZM6 129H7V127H6ZM14 129V130H15ZM72 129V128H71ZM24 130V131H23ZM31 130V129H30ZM47 130V131H46ZM51 130H53V129H51ZM50 130V131H51ZM68 131H70V129H67ZM73 130V129H72ZM10 131H12V130H10ZM26 131H28V132H26ZM35 131L36 132H38V133H36L35 134ZM43 131V132H42ZM56 131V130H55ZM60 131V130H59ZM189 131H190V129H189ZM8 131L6 130V132L5 133H7ZM40 132H42L41 134H39ZM67 132V131H66ZM196 132V133H197ZM1 133V132H0ZM2 133H3V131H2ZM1 133V134H2ZM10 133V132H9ZM15 133H17V131L15 132ZM44 133V134H45ZM48 133V134H47ZM11 134V133H10ZM43 134V135H44ZM66 134V133H65ZM72 134V133H71ZM4 135H6V134H4ZM16 135H18V134H16ZM207 135V134H206ZM207 135V136H208ZM1 136V135H0ZM3 136V135H2ZM15 136V135H14ZM19 136V135H18ZM20 136H22V135H20ZM201 136H202V134H201ZM9 137V136H8ZM42 138H43V136H41ZM49 137H51V135L49 136ZM71 137V138H70ZM72 137H73V139H72ZM187 137H188V135H187ZM2 138V137H1ZM0 138V139H1ZM3 138H5V137H3ZM11 138V137H10ZM16 138H19V137H16ZM22 138H24L23 136H22ZM40 138V137H39ZM46 138V137H45ZM45 138H44V140L43 139H41V140H43V142L41 141V144L42 143H44V141H48V140H45ZM20 139V138H19ZM29 139V138H28ZM28 139L26 140V141H28ZM48 139V138H47ZM74 139H76L75 141V143H72L71 144V142L72 141H70V140H73L74 141ZM191 139H192V141H191ZM6 140L7 141H9L8 139H5V142H6ZM14 140L16 141V139L14 138ZM32 140V139H31ZM55 140V141H54ZM61 140V139H60ZM12 141H13V139H12ZM18 141V140H17ZM16 141V142H17ZM30 141V140H29ZM28 141V142H29ZM211 141V140H210ZM3 142V141H2ZM14 142V141H13ZM18 142H20V141H18ZM24 142V141H23ZM8 143V142H7ZM6 143V144H7ZM9 143H10V141H9ZM12 143V142H11ZM22 143V142H21ZM21 143H19L20 144V147H21ZM25 143V142H24ZM23 143V144H24ZM46 143V142H45ZM53 143V144H54ZM58 143V142H57ZM193 143H195V144H193ZM16 144V143H15ZM33 144V143H32ZM40 144V145H41ZM104 144V145H103ZM18 145V144H17ZM25 145V144H24ZM0 146H1V144H0ZM2 146H3V144H2ZM1 146V147H2ZM4 146H5V144H4ZM7 146V145H6ZM11 145L9 144V146H7L8 147V151L9 152H11L10 151V149H9V147H10ZM38 146V145H37ZM48 146H47V148H48ZM54 146V145H53ZM56 146V145H55ZM104 146V147H103ZM0 147V150L2 149ZM12 147V146H11ZM17 147V146H16ZM20 147H19V149H20ZM41 147V146H40ZM42 147H43V145H42ZM68 147V148H67ZM15 147H14V145H13V148L12 149H14ZM22 148V147H21ZM47 148H46V150H47ZM51 148V149H52ZM68 150V151H66V149ZM11 149V150H12ZM18 149V147L17 148H15L14 149V151L12 150V152H15V150H17ZM18 149V150H19ZM38 149H39V146H38ZM63 149H64V151H63ZM34 150V149H33ZM2 151V150H1ZM3 151H5L4 149H3ZM22 151V150H21ZM21 151H19V152H21ZM35 151V150H34ZM37 151V150H36ZM44 148H43V150H42V152L41 153H44ZM48 151V150H47ZM66 151V152H65ZM82 153H81V152ZM11 152V153H12ZM18 152V153H19ZM81 153V155H78L79 156V158L78 157H75V155H74V153ZM110 152V153H109ZM2 153V152H1ZM4 153H6V151L4 152ZM25 153V152H24ZM31 153V152H30ZM40 153V152H39ZM38 153V154H39ZM47 152H45V154H46ZM105 153H107V154H105ZM9 154V153H8ZM27 154V153H26ZM48 154V153H47ZM46 154V155H47ZM72 154L74 155L73 157H72ZM264 154V153H263ZM2 155H4L3 153H2ZM1 155V156H2ZM5 155H7V153L5 154ZM4 155V156H5ZM36 155V154H35ZM40 155H42V154H40ZM109 155V160L111 161V166L113 167V169L111 170V169H109L108 167H107V165L105 164V161H103L107 156ZM118 155H122V156H125V159H127V160H132V161H136V163H137V166H134L133 167V171L131 172L130 171V169H132V166H130V168H129V166L128 167H126L125 169H121V168H114V165L118 162V160H116V159H114V157H118ZM4 156H3V159H4ZM25 155H24V157H26ZM44 156V155H43ZM106 156V157H105ZM221 156H227V157H229L230 159H233L232 160V162L234 161H236L237 162V164L236 163H234V164H236V165H233V163H227L226 164V162L224 163L222 160V158H221ZM6 157V156H5ZM38 157H39V155H38ZM74 157L77 159V160H75L74 159ZM137 157V158H136ZM21 158V157H20ZM27 158V159H28ZM42 158V160H43V157H41ZM44 158V159H45ZM104 158V159H103ZM220 158L222 159V160H220ZM1 159H2V157H1ZM22 159H24V158H22ZM22 159H20V160H22ZM107 159V158H106ZM250 159L252 160V161H250ZM26 160V159H25ZM27 161V160H26ZM36 161V162H35ZM222 161V162H221ZM145 162H149V163H145ZM256 162V161H255ZM264 162V161H263ZM28 163V162H27ZM81 163V164H80ZM85 163H87L88 164V162H85ZM91 163H94L93 165H90ZM95 163H97V164H95ZM142 163H145V164H150L149 166H147V165H144V166H142V167H138V164H142ZM84 164V163H83ZM69 166H71V167H69ZM98 166V167H97ZM140 166V165H139ZM57 167H59V168H57ZM66 167H69V168H66ZM78 167V168H77ZM82 167V166H81ZM184 167V168H183ZM65 168H66V170H65ZM72 168V169H71ZM83 168V167H82ZM128 168V169H127ZM190 168V167H189ZM188 168V169H189ZM59 169V170H58ZM187 169V170H188ZM7 170V169H6ZM21 170V169H20ZM19 170V171H20ZM44 170H46V169H44ZM57 170V171H56ZM125 170H127V171H125ZM128 170L130 171V172H128ZM24 171V170H23ZM195 171V172H196ZM210 173H209V172ZM125 172H127V173H125ZM180 172V173H179ZM188 172V171H187ZM199 172V171H198ZM212 172V173H211ZM69 173V172H68ZM68 173L66 172L65 174H64V178H65V176H66V174H67V176H68ZM182 173V174H181ZM183 173L186 175H184L183 176ZM192 173H193V171H192ZM191 173V174H192ZM203 173H209L211 176H212V174H213V176H212V178L210 177V175H208L209 177L208 178H206L207 177V175H203ZM18 174V173H17ZM22 174V173H21ZM20 174V176L21 177H19L20 179H22V175ZM38 174V173H37ZM57 174V173H56ZM62 174L60 173V175L62 176ZM70 174H72V173H70ZM90 174V175H89ZM108 174V175H107ZM188 174V173H187ZM195 174H197V173H195ZM195 174H193V175H195ZM256 174V173H255ZM49 175V174H48ZM109 175H111V177L109 176ZM190 175V174H189ZM188 175V176H189ZM201 175H203L202 177H201ZM44 176H46L47 177V174L46 175H44ZM59 176V175H58ZM74 176H80V177H76V178H79L80 179V181L78 180V181H76L75 182V180H74ZM107 176H109L108 178H105V177H107ZM181 176V177H180ZM245 176V177H244ZM17 177H18V175H17ZM35 177H36V174H35ZM57 177V176H56ZM74 177V178H73ZM252 177V179L250 180V179H247V178H251ZM24 178V177H23ZM52 178V177H51ZM194 178V177H193ZM37 180L36 181H38V175H37V178H36ZM205 179V180H204ZM247 179V180H246ZM40 180V179H39ZM64 181H67L66 180V178L65 179H63ZM72 180H73V182H72ZM214 180V181H213ZM248 180H249V184L250 185H252L253 187H252V189L254 188V192H253V190L251 191V193L248 191V190H246L247 188H245L246 187V185L244 184V181H247L248 182ZM59 181V180H58ZM106 181V182H105ZM113 181V180H112ZM184 181V180H183ZM256 181V180H255ZM35 182V181H34ZM214 182H217V184L216 183H214ZM247 182H245V183H247ZM36 183V182H35ZM113 183V182H112ZM189 183V182H188ZM37 184H39L40 185V182L39 183H37ZM68 184L70 185V187H76V188H74V190H72V191H76L77 189H80V190H82L81 192H80V195H79V193H77L78 195H79V197L78 198H75V199H73V201L70 203V201H68V202H66L65 203V201H64V203H62V201L61 200H64V199H62V196L60 197V196H58L57 195V197L59 198V200H58V198H55V199H57L56 201H54L55 199L52 197L53 196V191H56L59 187H61V190H60V188H59V192L60 191H62L63 193H65V194H63L62 193V195H64V198H65V195L67 196L68 194V191L70 190V187H68ZM262 184V183H261ZM38 185V186H39ZM214 185V186H213ZM244 185H245V187H244ZM26 186V185H25ZM113 186V187H114ZM170 186V185H169ZM28 187V186H27ZM37 187V186H36ZM35 187V188H36ZM69 188V190H68V188ZM117 187V186H116ZM211 187V188H210ZM264 187V186H263ZM32 188V187H31ZM34 188V187H33ZM32 188V189H33ZM65 188V187H64ZM119 188V187H118ZM122 188H124V187H122ZM259 188H261V187H259ZM56 189V190H55ZM72 189V188H71ZM76 189V190H75ZM125 190V192L128 190V191H130V189H132V188H130V187H126V188H124ZM177 189V188H176ZM179 189H180V187H179ZM211 189H213L214 190V192L213 191H211ZM215 189H217V191H215ZM262 189V188H261ZM30 190V189H29ZM68 190V191H67ZM133 191H135L134 190V188L132 189ZM132 190L130 191V192H128L127 194L128 195H130L129 193H132ZM260 190V189H259ZM35 191H37V190H35ZM45 191H44V193H45ZM57 191V192H58ZM67 191V192H66ZM78 191V190H77ZM109 191H111V192H109ZM117 191V190H116ZM123 191V190H122ZM123 191V192H124ZM137 191V190H136ZM173 191V190H172ZM184 191V190H183ZM248 191V192H247ZM34 192V191H33ZM58 192V193H59ZM108 192H109V195H108ZM177 192V191H176ZM216 192V193H215ZM245 192V193H244ZM43 193V194H44ZM61 193V192H60ZM117 193V192H116ZM163 193V192H162ZM215 193V194H214ZM246 193H247V195H246ZM55 194V193H54ZM70 194H71V192H70ZM69 194V195H70ZM126 194V193H125ZM133 194H135V192L133 193ZM137 194L136 195H132V196H130V197H132V199H133V201H137V203H139L138 201L140 200H138V199H136L135 197L137 196ZM192 194V193H191ZM243 194H245V196H246V198L249 196V198H247V200H245V197H242V195ZM249 194V195H248ZM252 194V195H251ZM60 195V194H59ZM76 195V194H75ZM78 195H76V196H71V197H77ZM114 195V194H113ZM118 195V194H117ZM116 195V196H117ZM161 195V194H160ZM46 196V197H47ZM56 195H54V197H55ZM123 196V195H122ZM22 197V196H21ZM69 197V196H68ZM67 197V198H68ZM108 197V198H107ZM128 197V196H127ZM34 198L36 199V197L34 196ZM67 198H65V199H67ZM104 198H105V200H104ZM111 198H113V197H111ZM117 198H119V197H117ZM116 198V199H117ZM199 199H200V197H198ZM233 198H234V202H230V201H232L233 200ZM245 200V203L244 202H241V200H243V199ZM33 199V198H32ZM38 199H39V197H38ZM46 199V198H45ZM54 199V200H53ZM130 199V198H129ZM111 201L110 202V204H107V203H105V206H106V204H107V206L109 205V207L111 208V210H110V208L107 210L108 212H105L106 210H105V207H104V212L105 213H103V212H101L102 211V208H103V206H100V203L101 202H103L104 203V201ZM121 199L119 198V200H117L118 202H117V204L119 203V201H120ZM131 200V199H130ZM164 200V199H163ZM243 200V201H244ZM43 201V200H42ZM48 201V200H47ZM135 201V202H136ZM194 202V205H193V202ZM15 202V201H14ZM32 202H33V200H32ZM35 202H36V200H35ZM5 203V202H4ZM69 203V204H68ZM133 203V202H132ZM160 203H161V206H160ZM244 203V204H243ZM116 204V205H117ZM135 204V203H134ZM22 205V204H21ZM20 204H19V200H18V203H14V204H12V206L13 207H11V210H12V212L15 214H20V212H19V210L21 209V206ZM129 205H130V203H129ZM137 205V204H136ZM243 207H245L244 208V210H241V209H243V208H241L242 206ZM112 206V207H111ZM115 206V205H114ZM141 206V205H140ZM165 206V205H164ZM263 207V206H262ZM31 209V208H30ZM166 209V208H165ZM170 209V208H169ZM264 209V207L261 209V211ZM22 211H23V209H21ZM20 210V211H21ZM164 210V209H163ZM175 210V209H174ZM2 211H3V209H2ZM21 211V212H22ZM173 211V210H172ZM183 211H185V210H183ZM193 211V210H192ZM191 211V212H192ZM196 211V210H195ZM202 211V210H201ZM245 211V212H244ZM260 211V212H261ZM34 212V211H33ZM190 212V213H191ZM171 213V212H170ZM186 213H188V212H186ZM39 214V213H38ZM116 214V215H115ZM174 214V213H173ZM34 215V214H33ZM185 215V214H184ZM190 215V214H189ZM175 216V215H174ZM182 216V215H181ZM193 216V215H192ZM195 216V215H194ZM186 217H187V215H186ZM191 217V216H190ZM196 217V216H195ZM199 216H198V214H197V218H198ZM261 217V218H260ZM38 218H39V216H38ZM22 219V218H21ZM37 219V218H36ZM184 219V218H183ZM187 219V218H186ZM185 219V220H186ZM262 219V220H261ZM35 220V219H34ZM39 220V219H38ZM41 220V219H40ZM54 220V221H55ZM2 221V220H1ZM58 221V222H59ZM71 221V223H69ZM201 221V220H200ZM262 221V222H261ZM24 222V221H23ZM51 222L53 223V220H51ZM57 221H55L54 223H56ZM57 222V223H58ZM62 222H63V220L60 222V223H56L57 225H59L60 226V224H62ZM231 222H233V225H231ZM261 222V223H260ZM1 224H0V226L2 225V222H0ZM32 223V222H31ZM16 224V223H15ZM15 224H13V225H15ZM51 224V223H50ZM56 224H52V225H56ZM89 224H92V227H91V225L89 226ZM189 224V223H188ZM260 224V225H259ZM10 225V224H9ZM8 225V226H9ZM64 225H66V224H64ZM63 225V226H64ZM185 225H187V224H185ZM190 225V224H189ZM20 226V225H19ZM18 226V227H19ZM43 226H45V228L47 227V228H49L47 225H43ZM76 226V228H74ZM77 226H78V228H77ZM89 226V227H88ZM106 226H108V228L106 227ZM192 226H194V225H192ZM4 227H5V225H4ZM11 227V226H10ZM26 227L27 228H29L28 230L29 231H27L26 230ZM35 227H34V229H35ZM79 227H80V231H77L78 232V235H77V232H76V230H79ZM201 227V226H200ZM2 228V227H1ZM6 228H8V227H6ZM55 228H57V229H55ZM125 228H127V229H125ZM195 228V227H194ZM2 229V230H3ZM10 229V228H9ZM15 229H16V227H15ZM24 229H25V232H23L24 231ZM65 229H66V227H65ZM75 229V234L73 233V230ZM174 229V228H173ZM192 228H190V230H189V226H186L185 228H184V230H182V231H180V235H181V237H182V240L183 239H185V238H187V236H188V234L190 233V231H193V230H191ZM19 230H18V232H19ZM62 230V231H61ZM199 231V230H198ZM197 231V232H198ZM22 232H23V234H22ZM45 232V233H44ZM75 235L74 237L73 236H71V234L72 233ZM178 232V231H177ZM71 233V234H70ZM81 233V234H80ZM47 236H46V235ZM72 234V235H73ZM126 234V235H125ZM195 234V233H194ZM200 234V235H199ZM203 234V235H202ZM258 234V233H257ZM202 235V236H201ZM46 236V237H45ZM201 236V237H200ZM38 237V238H37ZM117 237H128V240H127V242H123V244L121 243V245H118V246H115L114 244V247H112L111 248V251H109V253L108 254H104V251L106 250V248H107V246L108 245H112L111 243H113L114 242V240L117 238ZM200 237V238H199ZM39 238H42V242H41V239L39 240ZM44 238H46V239H44ZM123 239V238H122ZM122 239H118L117 238V240H118V242H119V240H122ZM172 239H174V238H172ZM37 240H39V241H37ZM44 240H48L47 242L45 241L44 242ZM57 240V241H56ZM58 240L59 241H61V247H62V249H61V251H59L60 253L63 251V253H57L56 251H57V246L56 245H58L57 244V242H58ZM135 240H137L139 243H141L142 245H143V247L144 246H146V248L148 249L149 248V250H152L151 252H152V254L148 257H146V258H144L143 260H141V257L140 258H138V259H135L136 261H134V262H131V260L130 261H125L124 260V258H122L123 256L122 255H128L129 254V252H130V250H132L129 246L131 245V244H129V241H135ZM186 240V239H185ZM256 240V239H255ZM180 241V240H179ZM252 241V240H251ZM121 242V241H120ZM54 243H56V244H54ZM182 243V242H181ZM52 244V246H50ZM56 246L55 248H54V245ZM47 246V249H45V247ZM253 245V244H252ZM247 246V247H246ZM50 247H52V248H54V250H52ZM59 247V246H58ZM60 247V248H61ZM109 247V246H108ZM48 248H50V250H52V252L54 253V251H55V249H56V251H55V253H57V254H50L51 252L48 250ZM146 249V250H147ZM247 249H249V248H247ZM246 249V250H247ZM254 249V248H253ZM45 250H47V251H45ZM60 250V249H59ZM246 250H244V251H246ZM260 250V249H259ZM262 250V249H261ZM46 252V254H47V252L49 251L50 253V255L48 254L47 256L46 255H43V254H45V252ZM135 251V250H134ZM214 251V250H213ZM136 252V251H135ZM41 254V255H43L44 256V258H45V256L47 257V258H45V259H43L42 257H41V255H38V254ZM102 253L104 254V255H102ZM128 253V254H127ZM132 253V252H131ZM130 253V254H131ZM138 253V252H137ZM148 253V252H147ZM217 254V253H216ZM40 256L42 259H43V261H42V259L39 257V260H40V262L38 263L37 261H35V260H37L36 259V257H38V256ZM124 255V256H125ZM133 255H135V253L133 252ZM252 255V254H251ZM250 255V256H251ZM233 256V257H232ZM258 256V255H257ZM129 257H130V255H129ZM264 257V256H263ZM135 258V257H134ZM251 258V257H250ZM22 259H24V261L22 260ZM131 259V258H130ZM140 259V260H139ZM171 259V260H170ZM190 259V258H189ZM223 259V258H222ZM256 259V258H255ZM38 260V261H39ZM129 260V259H128ZM212 260V259H211ZM234 260V261H233ZM252 260V259H251ZM27 263H26V262ZM35 261V262H34ZM170 261V262H169ZM190 261H192V259L190 260ZM262 261V260H261ZM186 262H188V263H186ZM193 262H194V260L192 261V263L191 264H193ZM219 262V261H218ZM183 263H186V264H189V261L187 260H185V262H183ZM200 263V262H199ZM194 264H198V261H196V262H194ZM216 264V263H215Z\"/></svg>",
	"mask_w": 264,
	"mask_h": 264
},
{
	"label": "rangeland",
	"instance_id": "2",
	"mask_svg": "<svg viewBox=\"0 0 264 264\" xmlns=\"http://www.w3.org/2000/svg\"><path fill=\"white\" fill-rule=\"evenodd\" d=\"M5 1V0H4ZM3 1V2H4ZM30 1H32V0H19V2H16V0L15 1H12L13 3H8V4H11L12 5V7L10 8L9 6H11V5H7V3H2L1 2V0H0V5L2 6V4H3V6H5L4 4H6V6H8V9L11 11V9H13L14 8V5H16V7H17V5L19 4H21V6H19V8H18V10H17V8L15 7L14 9H13V11H11V12H9V11H7V8H5V7H3V9H6V12H4L3 13V9L1 10L0 9V12H2V16L0 17V19H3V20H0V43H2V42H4V39H5V41L8 39H11V40H13V39H20L21 38V40H23L22 38H25L26 40L24 41V43L27 41H29L28 43L29 44H27V42H26V46L24 47H21V48H19V50L16 52V55L15 56H17L18 57V59H12L13 60V64L12 63H6V64H4V66L1 64V66H0V108H1V110H0V115H2V116H4L3 118H1V120H0V124H1V126H6L7 127V129H6V127H4L5 128V130L4 129H2L3 127H0V132L2 133V131H3V133L1 134L0 133V144H1V146H2V144H3V146L1 147L2 149V151L0 150V222H2V225L0 226V234H1V236L3 235V231H7V232H12V228H13V230H16V231H14L15 232V234L17 233V234H19L22 230H19V229H23V227L24 226H26L27 225V227H29V228H31V230H32V228H33V230H38V228L43 224V225H47L49 228H45V226H41L40 228H43L44 227V229H40L42 232L43 231H46V234L48 235V234H50V236L49 237H51V234H52V236L54 235V233L56 232V231H58V229L57 228H55V229H57V230H53L51 227H50V225L51 226H55V227H59V230L61 229V228H64V229H62V230H67V229H69V227L67 228V225H69V226H72V225H78L79 223H77V221H76V223L75 224H73L74 222H75V220H73V219H71V221L73 222L72 223V225L71 224H67L65 221L68 219V218H71L70 216L69 217H67V219L65 220L64 218L65 217H59L58 219H61V218H63V219H61V221L63 220V222H62V224H60V226L59 225H57L58 223H60L61 221H59V220H55V219H49V225L48 224H45V223H43L44 222V220H46L45 219V217H44V220L42 219L43 218V215H40V214H42L44 211H43V203L42 202H53V201H49V199H48V196H47V192L48 191H45V193H44V191H43V188H41V186H42V183H41V181H43L44 183H45V181L47 182V180H48V176H50L51 175V172L49 173V171H48V168H43V167H41V166H37L36 164H30L29 162L32 160L31 158H33V157H36V158H33L34 160H36L37 159V163H43V164H45V160H46V162H47V159L45 158V156L46 157H48V155H49V153H50V151H51V153H52V151H53V148L55 147V149H54V151L56 150V148H57V146H59L60 144V149L62 150V148H64L65 146H63V145H65V144H67V146H68V143L65 141V143L62 145V142H63V140H65V137L67 136V137H69V136H74L73 135V131H74V129H76L75 128V125H74V120L73 119H75V121L77 122L78 121V119H76V116H78L80 113H78L79 112V110L77 111L76 109L78 108H74V110H75V113L73 114V116L72 115H70V113L68 112V111H72L71 110V108H68L67 109V107L69 106L68 105V102L69 101H71L72 99H70V100H68V102H66L67 100L65 99V101H62L61 100V98L59 97L60 95H59V93H57L58 92V89L57 88H59V89H61L62 87H64V85L65 84H67V83H69L70 81H69V79L68 78H71L72 76H73V78H71V79H73V80H75L74 78H76V77H78V75L79 74H81V73H84V70H85V72H91L92 71V73L91 74H94V73H96L97 71H100V68L102 69V70H104L105 68H108V65L107 66H104V61L105 60H107L106 59V57L104 56V55H106V56H108L107 58H108V60L107 61H111V60H109L110 58H113V60L111 61V62H114V61H119V62H116L117 64L118 63H120V62H122L123 64H125V62H126V64L128 63V57H130V55L132 56L133 54L134 55H136V53H138V48L136 47V45L138 44V43H136V42H138L139 41V44H141L142 42L144 43H142L141 45H144V46H146L145 44L147 43H149V41H152V39L154 40V42H152V45L150 44L149 46L151 47V46H153V43L156 45V37H157V35H158V33H154V32H156L155 31V29H154V27H156L155 25H159L160 23H164V22H161V21H159V22H157L156 23V21H155V25H153L152 27L151 26H148V27H146L142 22V20H144L145 19V17L144 16H148V18H149V15L150 14H154V15H152V16H155V18H156V16H157V14H159V15H161L162 17V19H163V15H166V16H164V20H166L167 22H168V20L167 19H169V21H171V22H173V20H174V15H177L178 14V12H179V14H180V9L183 11V8H184V6H185V12H186V7L188 6V8H187V10L188 9H191L192 8V2L194 1H192V0H189V2H191V3H189L188 2V0H185L188 4H191L190 5V7L191 8H189V5L186 3V4H184L183 2H181V3H179L177 0H175V1H177L178 3V5H175L176 4V2H173L172 0V4H171V2H169V0H168V2H165L164 0H163V2H162V0L161 1H156V0H146L145 1V3H143V1H138V0H125V1H121V2H114V3H116L117 5H115L114 3H112V5H111V7L113 6V10L112 11H109L108 12V14L106 13V15L105 14H102L101 16H99V15H97V13H94L95 11H93L92 10V14L90 13V12H88V11H86V10H88L87 8L89 7V9L91 10L92 8V5H87V7H86V9H82V11L84 12V13H87L86 15H84V19H83V15H82V19L81 20H79L80 19V16L78 17V15L77 16H75V18L74 17H69V18H64L65 16L64 15H59L58 16V19L56 18V20L54 19H46V18H33V17H30V16H28L27 14H25V12H27V8H29V7H27V6H29V5H27V4H32V3H36L37 1L36 0H33L32 2H30ZM67 1V0H66ZM72 0H68L67 2H71ZM92 1V0H91ZM115 1V0H114ZM135 1L137 2V3H135ZM149 1H152L153 2V4L155 3L156 4V2H162L163 4H162V7H161V5H160V11H159V7L157 6V5H155L156 7H154V5H152L151 6V3H149ZM156 1V2H155ZM181 1V0H180ZM199 2V4H201L202 2H200V0H198ZM203 1V0H202ZM222 1V0H221ZM234 1V0H233ZM236 2H239V1H241V0H239V1H237V0H235ZM234 1V2H235ZM243 1L244 0H242L241 2H240V4H242L243 3ZM246 1H248V0H246ZM21 2V3H20ZM30 2V3H29ZM40 1H38L37 2V5H40V3H39ZM94 2V1H93ZM141 2V3H140ZM150 4V6L148 5V3ZM195 2V1H194ZM193 2V3H194ZM205 2V1H204ZM217 2H219V1H217ZM236 2H235V4H236ZM245 2V1H244ZM250 2L252 3V1H250L249 0V2H246V4H248V6H246V7H255V4L254 3H252V4H250ZM16 3V4H15ZM18 3V4H17ZM91 3V2H90ZM119 3V4H118ZM122 3V4H121ZM139 3V4H138ZM197 3V4H198ZM256 3V2H255ZM25 4V5H24ZM179 4H181L182 5V7H181V5H179ZM196 4V3H195ZM234 4V7L236 6ZM238 4V3H237ZM240 4H238V5H240ZM246 4H244L243 3V5L245 6ZM258 4H260V5H262V7H263V4L262 3H258ZM24 5V7L26 8V9H24V10H19V9H21V7ZM174 5H175V7H174ZM187 5V6H186ZM243 5H241L242 7H244ZM250 5V6H249ZM116 6V7H115ZM164 6V7H163ZM241 6H238V7H240V9H239V11L241 10ZM24 7H22V9L24 8ZM115 7V8H114ZM166 7H167V9H168V7H169V9L168 10H170V8H172L169 12L170 13H172V14H170L169 12H168V10L166 9ZM173 7H174V9L175 10H173ZM178 8V11H176V9ZM181 7V8H180ZM237 7V6H236ZM0 8H2V7H0ZM163 8V9H162ZM180 8V9H179ZM245 8V7H244ZM255 8H257L258 10L260 9H262V8H259V5H257L256 4V7ZM264 8V7H263ZM162 9V10H161ZM165 9V10H164ZM230 9V8H229ZM26 10V11H25ZM164 10V11H163ZM221 10H223V9H221ZM231 10H232V8H231ZM238 10V9H237ZM5 11V10H4ZM15 11H18V12H15ZM20 11H21V13H20ZM166 11H167V13H166ZM176 11V13L177 14H174V12ZM224 11H226V10H224ZM232 11H233V13H232ZM232 11H230L229 13L231 14V15H229V14H227V17H229V16H233L234 15V11H236V8H234ZM262 11V10H261ZM158 12V13H157ZM185 12H181V15H184V13ZM188 12V11H187ZM186 12V13H187ZM222 12V11H221ZM245 12V11H244ZM262 12H264V9H263V11ZM8 13V14H7ZM17 13H19V14H21V15H19V14H17ZM23 13V14H22ZM89 13V14H88ZM155 13H157L156 15H155ZM165 13V14H164ZM185 13V14H186ZM219 14H220V12H218ZM217 13V14H218ZM223 13H225V12H223ZM83 14V13H82ZM95 15L96 16V19L92 16V19L93 20H91L90 21V19H91V15ZM233 14V15H232ZM238 14H239V12H238ZM243 14V11L241 12V15ZM246 14H248L247 12H246ZM244 15L243 14V18L245 17V19H247V18H252L251 19V21L253 20L254 21V19H255V17L253 18V17H251V15L249 16V14H248V16L247 15ZM5 15H7V16H5ZM9 15V16H8ZM25 15V16H24ZM88 15H90V16H88ZM103 15H105V16H103ZM221 15H224V16H226V14H220V16ZM229 15V16H228ZM236 15H237V13L235 14V17H236ZM7 17V18H5V17ZM13 16H14V18H13ZM63 16V17H62ZM172 16V17H171ZM213 16V15H212ZM215 16H218V15H215ZM215 16H214V18H215ZM220 16H218V18L216 17V20L214 19V18H212L213 19V21H214V23H215V21L216 22H218L217 20H221L220 19ZM238 16V15H237ZM253 16V15H252ZM3 17V18H2ZM16 17V18H15ZM62 17V18H61ZM68 17V16H67ZM76 17H78V18H76ZM86 17H90V19H88L87 20V18ZM102 17V18H101ZM141 17H144V19L143 18H141ZM151 17V16H150ZM167 17V18H166ZM178 17H180V15L179 16H177L176 18H177V20H178V25H180L181 23H183L184 21H183V19H185V18H182V22L181 21H179V19H178ZM239 17H240V15H239ZM239 17H237V18H239ZM9 18H10V20H9ZM13 18V19H12ZM86 18V19H85ZM98 18V19H97ZM101 18V19H100ZM147 18V19H148ZM152 18H154V17H152ZM160 18V19H161ZM171 18H172V20H171ZM175 18V19H176ZM181 18V17H180ZM210 18V19H211ZM222 18H223V16H222ZM240 18H242V16L240 17ZM5 19H7V20H5ZM19 19V20H18ZM41 19V20H40ZM61 19V20H60ZM64 19H65V21H64ZM70 19H74V20H70ZM78 19V20H77ZM124 19H129V22L131 21H133V22H135L136 23V21H137V19H140V20H138L137 22V24H139V23H141V24H143V27L145 26V28H143V27H140L141 26V24H139V25H137V27H139L140 29H137L138 31H134L136 28L134 27V29H132L133 31L131 32V31H128V32H124L123 30L121 31H119V30H117L116 28L115 29H113V28H104V29H102V26L104 25V23H106V22H109V21H114V20H118V21H120L121 22V20H122V22H124ZM161 19V20H162ZM225 19H227V18H223L222 20H225ZM229 19H234V16L231 18H229ZM228 19V20H229ZM236 19V18H235ZM60 20V21H59ZM85 22H84V21ZM136 20V21H135ZM146 20V19H145ZM144 20V21H145ZM158 20H159V17H158ZM157 20V21H158ZM176 20V21H177ZM187 20V19H186ZM185 20V21H186ZM248 20V19H247ZM24 21H25V23H24ZM64 21V22H63ZM78 21H80L79 22V24H76ZM83 21V22H82ZM142 21V22H141ZM163 21V20H162ZM176 21H174L173 23H175ZM212 21V20H211ZM227 21V20H226ZM230 21V20H229ZM257 21V20H256ZM259 21H261V20H259ZM10 22H11V24L12 25H14V28H15V30H14V32L13 33H9L7 30H6V28H7V26L10 24ZM14 24H13V23ZM22 22V23H21ZM59 22H63V23H65V24H60ZM76 22V23H75ZM88 22V23H87ZM125 22H127V20L125 21ZM165 22L166 23V25L167 26H169L168 24L169 23H171V22ZM181 22V23H180ZM220 22V21H219ZM225 22V21H224ZM9 23V24H8ZM24 23V24H23ZM27 23V24H26ZM74 23H75V25H74ZM83 23V24H82ZM134 23V24H135ZM180 23V24H179ZM187 23L188 22H184V24H186L185 26H187ZM213 23V24H214ZM264 24V21L262 22H260V24ZM8 24V25H7ZM18 24V25H17ZM189 24H190V22H189ZM243 24L244 23H242V27H239L241 24L239 23V26H237L236 28H245V27H243ZM262 24V25H263ZM62 25V26H61ZM175 25H177V24H175ZM183 25V24H182ZM221 25V24H220ZM226 26H227V24H225ZM238 25V24H237ZM248 25V24H247ZM19 26H20V28H19ZM86 26V27H85ZM164 25H162V27H163ZM171 27H172V23H171V25H170ZM184 26V25H183ZM183 26H181L182 27V29L184 28ZM203 26H204V24H203ZM264 26V25H263ZM25 27V28H24ZM62 29H61V28ZM158 27V26H157ZM156 27V29H159V34H161V32H163L164 31V28L166 29V26H164L163 27V30L160 32V30L162 29V27H161V25H160V27L159 28H157ZM180 26H178V28H179ZM180 27V28H181ZM23 28V29H22ZM65 28V29H64ZM150 29V30H148V29ZM170 28V27H169ZM175 28L176 27H174V24H173V27L172 28H170V30L169 31H171V30H174V32L176 31V33H177V31L179 32L180 30L178 29V30H175ZM204 28V27H203ZM202 28V29H203ZM238 28V29H239ZM20 29V30H19ZM142 29H145V31H142ZM154 29V30H153ZM167 29H168V27H167ZM167 29L165 30V31H167ZM215 29V28H214ZM62 30H64V32L62 31ZM150 31V32H147V31ZM153 31V33H154V35L155 34H157V35H155V39L154 38H151L152 36H154L153 35V33H152V31ZM216 30V29H215ZM214 30V31H215ZM209 31V30H208ZM207 31V32H208ZM216 31H219V29L218 30H216ZM131 34H130V33ZM140 32V33H139ZM172 32L173 31H171V34H172ZM173 32V33H174ZM9 33V34H8ZM129 34L128 36L126 35V37L127 38H129V39H127L126 37H125V35L124 34ZM138 33V34H137ZM151 35H150V34ZM167 33H169V32H167ZM175 33V34H176ZM105 34H106V36H105ZM134 34H135V37H131V35H133L134 36ZM215 34V33H214ZM232 34V33H231ZM230 34V35H231ZM235 34L237 35V32H235ZM235 34H233V35H235ZM60 35V36H59ZM63 35V36H62ZM102 35V36H101ZM149 35H150V37H149ZM216 35V34H215ZM228 35V34H227ZM233 35H231L232 37H233ZM101 36V37H100ZM111 36V37H110ZM161 36V35H160ZM160 36H158V37H160ZM226 35H224V37H222V38H226V37H229V36H226ZM231 36H230V38H228V39H230V42L232 41L233 42V40H235V41H238V42H236L237 43V45H238V47L241 45V47L242 48H240V50H239V48H235V49H232L231 48V51L233 50H235L236 52H235V59H237V58H239L240 57V60L241 59H243V60H245V64H250V65H254V62H255V64L256 65H254V66H258V67H260L261 66V64L263 63L264 64V50L262 49V48H264L263 46H264V38H256L255 40H254V38L252 39V38H249V37H246V38H244L245 39V41H247L248 43L246 44V43H244L243 41H241L242 43H240L239 42V39H234V37H233V39L231 38ZM238 36V38L240 37L239 35H237ZM12 37H14V38H12ZM104 37H105V39H108L109 41H107V40H105L104 39ZM107 37V38H106ZM124 37V38H123ZM130 37L132 38V40L135 38V40L136 41H131L130 40ZM138 37V38H137ZM144 37V38H143ZM3 38V39H2ZM28 38V39H27ZM144 39V41H143V39ZM221 38V39H222ZM236 38V37H235ZM243 37H240V39H242ZM249 38V39H248ZM2 39V40H1ZM32 39V40H31ZM86 39V40H85ZM142 39V41H140V40ZM151 39V40H150ZM162 38H160L159 39V41L161 40ZM261 39V40H260ZM46 40L49 42H46ZM85 40V41H84ZM98 40V41H97ZM103 40H104V42H103ZM122 40L123 41H125L124 43H121L122 42ZM129 40V42H127ZM226 40V39H225ZM2 41V42H1ZM53 41V42H52ZM84 41V42H83ZM89 41V42H88ZM121 41V42H120ZM147 41V42H146ZM159 41H157V44H159L160 42ZM254 41V42H253ZM258 41V42H257ZM32 42H36L35 44H40V46H42V45H44L45 44V42H46V46H45V49L46 50H44V48H43V46L40 48V46H38L40 49H38L37 48V50H40V53H39V51H37V50H33V49H36V48H34V44L32 45ZM38 42V43H37ZM57 42V43H56ZM82 42V43H81ZM87 42V43H86ZM102 42V45L104 46H102L100 43ZM107 42V43H106ZM127 42V43H126ZM141 42V43H140ZM146 42V43H145ZM188 42H190V41H188ZM231 42V43H232ZM86 43V44H85ZM109 43V45H113V44H123L122 45V47H121V49H119V50H121V51H119L118 50V52L116 51V52H113L112 53V51H110L109 52V50H106L104 53L105 54H103L101 51V49H103V51H104V49H107L106 48V45ZM126 43V45H124ZM191 43V42H190ZM250 43V44H249ZM257 43V44H256ZM90 44H92V45H90ZM98 44H99V46H98ZM106 44V45H105ZM120 44L118 45V46H120ZM136 44V45H135ZM187 44V42L185 43V45ZM189 44V43H188ZM187 44V45H188ZM192 44H193V42H192ZM192 44H191V47H192ZM233 44V43H232ZM243 44V45H242ZM245 44V45H244ZM260 44V45H259ZM25 45V44H24ZM28 45H32L31 46V48H33L32 50L34 51H31L30 49L31 48H28L27 46ZM36 45V46H37ZM88 45V46H87ZM101 45V46H100ZM108 45V46H109ZM154 45V46H155ZM226 45L228 46L229 45V43H227L226 42ZM255 45V46H254ZM262 45V46H261ZM98 46V47H97ZM138 46V45H137ZM247 48H245V47ZM248 46V47H247ZM250 46H251V48H250ZM254 46V47H253ZM50 47V48H49ZM93 47H97V48H94L93 49ZM100 47H101V49H100ZM139 47H140V45H139ZM156 47V46H155ZM155 47H151V48H155ZM172 47V46H171ZM186 47V46H185ZM187 47H189V46H187ZM237 47V46H236ZM260 47H261V51H259V49H260ZM25 48V49H24ZM27 48V49H26ZM54 48V49H53ZM59 48V49H58ZM69 48H70V50H71V52L69 51L68 52V54H67V50H69ZM72 48V49H71ZM168 48H170V47H168ZM174 48V47H173ZM228 49H230V47L228 46L227 47ZM249 48V49H248ZM259 48V49H258ZM23 49V50H22ZM41 49H42V51H41ZM55 49H57V50H55ZM63 49V50H62ZM66 49V52H65V55H64V53H63V55L61 54V53H59V55H57V52L55 53V51H59V52H61V51H64ZM81 49V50H80ZM90 49V50H89ZM91 49H93V50H91ZM124 49V50H123ZM137 49V50H136ZM238 49V50H237ZM255 51V52H253V50ZM256 49V50H255ZM20 50H22V51H20ZM26 50V51H25ZM51 50H52V52H51ZM77 50V51H76ZM83 50H84V52H83ZM135 50L137 51V52H135ZM172 50V51H171ZM242 50V51H241ZM247 50V51H246ZM248 50H250V52L248 51ZM26 53H25V52ZM28 51H31V53L30 52H28ZM44 51V52H43ZM75 53H77V52H79V54L77 53H75V55L73 54V52ZM82 51V52H81ZM87 51H90V52H87ZM91 51H92V53H94L95 55L92 57L91 55H92V53H91ZM107 51L109 52V55L108 54H106L107 53ZM165 51H166V49H165ZM174 51H175V49H174ZM173 51V49H171L170 48V50H168L167 49V52H164V50H163V53L164 54H162V53H160V54H162V56H164V57H162L163 59H167V56H168V59L170 58V54H171V52H172V56L173 55H175V54H173V53H175ZM176 51H177V48H176ZM258 51V52H257ZM21 52V53H20ZM36 52V53H35ZM55 54H54V53ZM102 53V55L101 56H104V59L101 57V56H99V57H96V56H98L99 54L98 53ZM135 52V53H134ZM162 52V51H161ZM178 52V51H177ZM176 52V53H177ZM195 52H198V54H197V56L196 55H194V58H193V55H192V58H190L191 60H193V59H196L195 61V63L193 64V65H191V66H193V69L190 67L189 68V66H187L188 65V63L186 64L185 63V61L186 60H184L183 61V59L181 60L180 58H182V57H179L178 59L180 60H178L177 62H175L176 60H174V62H175V65H176V63L178 64V66H179V68H178V66L176 65V68H175V71H177V70H182V69H188V70H192V71H190L191 73L193 72V76L192 77H194L195 76V74L196 75H198V77H199V80L201 79V81H198V82H204V84L205 83H207V80H209L208 81V84H205L206 85V87H207V85L208 86H211V87H214V86H217V84L218 83H216V82H219L220 80H221V78L223 77L222 76V72H221V64H223V63H225V61L223 62V63H221L220 62V60L222 59V56H219V60L218 59H216V57H214V61H216V63H214L213 61V64L210 62V61H208L207 60V58H203L204 56H205V54H204V56H203V54L202 53H199V50H195ZM194 52V54H196ZM246 52V53H245ZM257 52V53H256ZM18 53V54H17ZM23 53V54H22ZM29 55H28V54ZM71 53V54H70ZM80 53H83V54H80ZM89 55L90 53H91V55H89V56H87V54ZM170 53V54H169ZM234 53V52H233ZM248 53V54H247ZM25 54V55H24ZM33 54V55H32ZM35 54H37V55H35ZM54 54V55H53ZM62 56H61V55ZM72 54H73V56H72ZM96 54H98V55H96ZM110 54H113V55H111L110 56ZM116 54V55H115ZM156 54V53H155ZM160 54L158 55L157 54V56L158 57H161L160 56ZM166 54H167V56H166ZM250 54V55H249ZM19 55V56H18ZM31 55V56H30ZM39 55V56H38ZM86 55V57H82V56H85ZM129 55V56H128ZM179 55V54H178ZM177 55V56H178ZM199 55H202V56H200V57H198ZM216 56H217V54H215ZM254 55V56H253ZM14 56V55H13ZM24 56V57H23ZM28 56H30V57H28ZM54 56H55V58H54ZM67 56V57H66ZM79 56V57H78ZM81 56V57H80ZM110 56V57H109ZM112 56H115V57H112ZM156 55L155 56H153L152 57V59H153V61H152V59L151 58H149V60L150 61H152V62H147V61H149V60H146L145 61V64L146 65H150V63L152 64L154 61H156V60H158V59H156V60H154V57H157ZM234 56V55H233ZM250 56H252V58L250 57ZM256 56H258V57H256ZM16 57V58H17ZM21 59H20V58ZM27 57V58H26ZM57 59L58 57H60V59H62L61 57H64V58H66V59H64L63 58V60H64V62H67V64H69V65H67L66 66V64H62V63H64L63 61H62V63H54L55 61H54V59ZM70 57V58H69ZM89 57V58H88ZM91 57V58H90ZM96 58V59H93V58ZM127 57V58H126ZM134 57V56H133ZM157 57V58H158ZM174 57V56H173ZM173 57H171V58H173ZM191 57V56H190ZM218 57V56H217ZM232 57V56H231ZM73 58V59H72ZM80 59L79 61H81L82 63H80L78 60H76V59ZM84 58V59H83ZM98 58V59H97ZM115 58V59H114ZM116 58L118 59V60H116ZM184 58V57H183ZM223 58H225V57H223ZM261 58V59H260ZM26 59V60H25ZM52 59H53V61H52ZM68 59H71L72 61L74 60L75 61V64H76V62H77V66H79L80 68H77V66L75 67V64L71 61V60H68ZM83 59V60H82ZM93 59V60H92ZM103 59V61H101ZM131 59V58H130ZM202 59H205V60H207L208 62L206 63V61L205 60H203L202 61ZM228 59V58H227ZM227 59H226V61H227ZM230 59V58H229ZM232 59V61L231 60H228L227 61V65L229 66V67H231L230 69H232V68H234L236 65H238V64H236V62H238V60L239 59H237L236 61H235V59L233 60V58H231ZM253 59V60H252ZM257 59H260V60H258V64H257ZM11 60V61H12ZM27 60H29V62L27 61ZM89 60V61H88ZM90 60H91V62H90ZM94 60H98L99 62H101V65L98 63V61H94ZM160 60H161V58L159 59V62H160ZM197 60H200V61H197ZM224 60V59H223ZM223 60H221V61H223ZM249 60L251 61V62H249ZM254 60H256V61H254ZM16 61V62H15ZM17 61H19V63H17ZM27 63H26V62ZM50 61L51 62H53L52 64H51V66H49L48 64H50ZM57 61V60H56ZM58 61H60V60H58ZM84 61V62H83ZM86 61V62H85ZM94 63H93V62ZM182 61V63H180ZM219 63H218V62ZM15 62V63H14ZM61 62V61H60ZM71 62L73 63V65H72V68L69 70V72L72 70H74L72 73H74L75 75L77 74V76H74V74L72 75V76H70L69 74L71 73H69L68 72V70H67V68H69V67H71ZM79 62V63H78ZM88 62V63H87ZM103 62V63H102ZM106 62V61H105ZM148 64H147V63ZM200 62H204V65L202 64V63H200ZM240 62V61H239ZM249 62V63H248ZM260 62H262V63H260ZM26 63V64H25ZM29 63V64H28ZM83 63H85V66H86V64L88 65V67L86 68L85 66H84V64ZM107 63V62H106ZM105 63V64H106ZM121 63V64H122ZM130 63V62H129ZM155 63V62H154ZM184 63H185V65H186V68H185V66H184V68H181V67H183V65H184ZM209 63V65H206V64H208ZM229 63V64H228ZM232 63H235L236 65L234 66V67H232L233 66V64ZM9 64V65H8ZM25 64V66H23V65ZM57 64H59L58 66H57ZM60 64H62V66L60 65ZM78 64H82V65H78ZM121 64H119L121 67L120 68H123L122 66H124V65H121ZM143 64V63H142ZM141 64V66L140 65H138L137 67H139V68H142L143 70L145 69L146 70V66H144V65H142ZM160 64V63H159ZM179 64H182V65H179ZM196 64V65H195ZM200 64H202V65H200ZM217 64V65H216ZM232 64V66H230ZM6 65V66H5ZM17 65V66H16ZM20 65V66H19ZM29 67H28V66ZM42 65V66H41ZM45 65V66H44ZM64 65H65V67H64ZM89 65H91L90 67H92L91 69H93V70H90L89 68ZM98 65H99V67H98ZM128 65V64H127ZM154 65H158V63L156 64H154ZM224 65V64H223ZM225 65H226V63H225ZM242 65V64H241ZM241 65H239L240 67H241ZM54 66V67H53ZM59 67L60 66V69L61 68H63V69H65V70H67V71H65L66 73H68L67 75H65L64 73H61V72H63L64 70H59V71H57V67ZM69 66V67H68ZM83 66V67H82ZM95 66V67H94ZM104 66V67H103ZM150 66H152V65H150ZM149 66V67H150ZM206 66V67H205ZM239 66H237V69L238 70H236L235 71V74H233L232 72H234L233 70H232V72L229 70V71H227V72H225V74H227L228 76H230L231 75V73H232V78H233V76L234 75H236V77L238 76L239 78V80H240V78H242V80H243V82H241L242 80H240L239 81V83H241V84H243L245 81H248L247 80V78L245 79V77L247 76V75H249V74H251V75H253V69H251L250 67L251 66H249V71H247L246 69H247V67L246 66H244V65H242V67H246V69H243V68H239ZM263 66V68H264V65H262ZM262 66H261V68H262ZM28 67V68H27ZM35 67V68H34ZM56 67V68H55ZM74 67V68H73ZM83 69H82V68ZM84 67H85V69H84ZM137 67H133L134 68V70H132L133 72L135 71V72H139V74L138 73H135L134 75H136L137 76V78H138V80H136V76L134 77V75L132 76V73L133 72H129V76L127 77V79H121L120 81L118 80V82H120V83H115V89L116 90H114V92L112 93V95H113V98H115V96L117 95V98H119L120 99V97H121V99L119 100L118 99V101H121V100H123L127 95H129V94H127V92L129 91V89H132V87L133 86H135V85H137V83H138V85H140L139 87H141V84L140 83H142V82H144V78H145V80H146V77L147 78H149V80H147V81H149V82H151V80H154V82L156 83L157 81V86H155V87H157L158 88V84H159V88L158 89H160V91H162V89H164V90H166L167 92H165V94H166V96H167V98L169 97V99L171 98H174V100L176 99V101H179V102H181V103H183V104H185V105H187L188 106V109H189V113L191 114V115H195L194 117L196 118H200V120H201V118L202 119H206V118H212V119H214V120H222L223 122H224V125H227V126H229V124L230 125H238L241 129H244L243 131H254V133L256 134V133H258V134H261L260 133V131L259 130H257V129H259V127L261 126V124L263 123V121L261 122V121H259V123H253V124H251V123H248V122H245V120L243 121V120H240V119H225V117H224V115L222 116L220 113H218V112H216L215 111V109L213 110V103L215 102V101H213V100H215L216 98L215 97H217L218 96V93H219V95H221L222 94V92H221V90H223V89H221L220 90V92H217V89L219 90V88H217L216 89V92H215V94L217 95V96H215L214 94H211L210 96L208 95V97L206 96V98L204 97V100L205 101H203L204 103H199V102H201L202 101V99H203V97H199L198 96V98H196L195 99V101L196 102H194L195 104H193V103H189L188 101H189V97L187 98V96L185 95H183V93L185 92L186 93V91H184V92H179V94L176 92V90H175V93L171 90L170 91V89L168 88V87H166L165 86V84H164V82H161V79L159 78V76L157 75L158 73H153V76L155 75H157L156 77L154 76V78H153V76H151V77H149L150 75H152L151 73H149L150 75H147V73H148V71H144V72H146V73H144L143 72V70H137ZM144 67V68H143ZM156 67V66H155ZM159 67V66H158ZM157 67V68H158ZM161 67V66H160ZM159 67V68H160ZM32 68V69H31ZM95 68V69H94ZM132 68V69H133ZM158 68V69H159ZM219 68H220V71H219ZM261 68H260V70H261ZM262 68V70H264ZM30 69V70H29ZM59 69V68H58ZM75 69L77 70H79V71H75ZM137 71H136V70ZM149 69V68H148ZM162 69V68H161ZM186 69V70H187ZM252 71H251V70ZM58 72V73H56V71ZM82 70H83V72H82ZM89 70V71H88ZM97 70V71H96ZM183 70V71H184ZM217 70L219 71V73H217ZM234 70H235V68H234ZM81 71V72H80ZM162 71V70H161ZM177 72L178 74H177V76H179V77H177L176 76V74H175V76L177 77V79H179V78H182L180 75H179V73H181V75H183L184 74V72ZM43 73V75L42 76H44V77H42L41 75V77L42 78H46L47 77V80H43V81H45L42 85H41V83H40V85H39V83L37 82L38 81V76H39V74L40 73ZM49 72V73H48ZM51 72V73H50ZM53 72V73H52ZM94 72V73H93ZM155 72V71H154ZM187 72V71H186ZM220 72H221V74H220ZM228 72H230L229 74H228ZM251 72V73H250ZM41 73V74H42ZM88 73V74H89ZM130 73H131V76H130ZM144 73V74H143ZM176 73V72H175ZM183 73V74H182ZM188 73V72H187ZM191 73H189L187 76H186V78H188V76L190 77L191 76ZM247 73V74H246ZM30 74V75H29ZM47 76H46V75ZM53 74V75H52ZM58 74L59 75H65V76H67L68 78H66L65 76V79L67 80V81H69V82H67V83H65V79H64V77L62 76L61 78H60V76H58ZM88 74H85V75H83V76H87ZM90 74V75H91ZM141 74H143V75H141ZM239 74V75H238ZM36 75H37V77H36ZM52 75V76H51ZM89 75V76H90ZM147 75V76H146ZM184 75H183V78H184ZM220 75H221V78H220ZM224 75V74H223ZM27 76V77H26ZM34 76V77H33ZM49 76V77H48ZM81 76V75H80ZM79 76V77H80ZM82 76V77H83ZM93 76V75H92ZM92 76H90V79H91V77ZM242 76V77H241ZM250 76V75H249ZM248 76V77H249ZM24 77V78H23ZM28 77H31V78H29V80H27L28 79ZM54 77H57L56 79H54ZM59 77V78H58ZM88 77V76H87ZM86 77V78H87ZM192 77H191V79H192ZM197 77V76H196ZM196 77H194L193 79H195ZM226 76L224 75V78H225ZM235 77V78H236ZM243 77H244V79H243ZM13 78V79H12ZM27 78V79H26ZM36 79L37 81H35V82H37V83H34V79ZM40 78V77H39ZM64 79V80H62L61 81V79ZM84 78V77H83ZM86 78H84V79H86ZM129 78V79H128ZM151 78V79H150ZM153 78V79H152ZM157 78V79H156ZM160 80H159V79ZM185 78V79H186ZM224 78H222V80H225V79H227L228 77H226L225 79ZM232 78H229V84H228V79L227 80H225V81H227L226 83H227V85H230V86H228V87H230L231 89H232V91H234V88L237 90V88H238V90H239V87L241 88L242 86H240V84L239 83H236V84H234V82H237V81H235L234 80V78H233V80H231ZM23 79H25V80H23ZM50 79V80H49ZM58 79V80H57ZM87 79H89V78H87ZM86 79V80H87ZM132 79V80H131ZM156 79V80H155ZM190 79V78H189ZM188 79V80H189ZM249 80H250V78H248ZM22 80V81H21ZM56 80V81H55ZM61 82H60V81ZM127 80H128V82H127ZM131 80V81H130ZM187 80V82H191V80H189L188 81ZM196 80H198L197 78H196ZM204 80H206V81H204ZM231 80V81H230ZM253 82L255 81V83L253 84L255 87H256V82H260L259 80L257 81V79H251ZM50 81V82H49ZM59 81V82H58ZM63 81H64V83H63ZM90 81V80H89ZM142 81V82H141ZM186 81V80H185ZM195 80H193V82H194ZM233 81V82H232ZM26 82H28V84L26 83ZM57 84H56V83ZM125 82V83H124ZM131 82V83H130ZM153 81H152V84L154 83ZM230 82H232V86H231V84H230ZM249 82V81H248ZM248 82H245V84L246 83H248ZM253 82H250L251 84L253 83ZM20 83H21V85L24 87H22L21 85H20ZM46 83V84H45ZM154 83V84H155ZM162 83V84H161ZM194 83H196V82H194ZM250 83L249 84H246V86L248 85H250ZM258 83H257V85H258ZM263 83V81H261V83H260V85ZM35 86H34V85ZM36 84H37V86H36ZM59 84V85H58ZM143 84V83H142ZM155 84V85H156ZM163 86V84H164V87L161 89V85ZM203 84V83H202ZM209 84H211V85H209ZM238 84V85H237ZM31 85L33 86V87H31ZM43 85H45V86H43ZM61 85V86H60ZM114 85V84H113ZM19 86H20V88H19ZM32 88V90L30 89V87ZM42 86V87H41ZM54 86V87H53ZM58 86H60V87H58ZM116 86H117V88H116ZM143 86H144V84H143ZM238 86V87H237ZM243 86H244V84H243ZM247 86V87H248ZM254 86H253V88H254ZM259 86V85H258ZM47 88V90L46 89H44V88ZM113 87V88H114ZM124 87V88H123ZM126 87V88H125ZM166 87V88H165ZM211 87H209L210 89H212ZM252 87V85H250L249 86V88H251ZM40 88V89H39ZM112 88V89H113ZM167 88L169 89V90H167ZM215 88V87H214ZM22 89H24L23 91H22ZM26 89V90H25ZM34 89H36V90H34ZM44 89V90H43ZM56 89V90H55ZM229 89V88H228ZM230 89V90H231ZM34 90V91H33ZM46 90V91H45ZM54 90H55V92H54ZM126 90V91H125ZM128 90V91H127ZM163 90V91H164ZM177 90H179V89H177ZM32 93H30V92ZM33 91V92H32ZM38 93H37V92ZM41 91H42V94H45V95H43L44 97H48V98H46L47 100H48V102H52L53 100V104L51 103L50 104V106H49V104H48V102H46V104H48L47 106L48 107H46L45 105H40V101H42L43 99V96H42V94H41ZM53 91V92H52ZM122 91V92H121ZM179 91H182V90H179ZM28 92V93H27ZM35 92V93H34ZM118 92V93H117ZM120 92V93H119ZM126 92V96L123 94V93H125ZM22 93V94H21ZM37 93V94H36ZM47 93V94H46ZM114 93H115V96H114ZM164 93V92H163ZM174 93V94H173ZM19 94V95H18ZM27 94V95H26ZM34 94V95H33ZM118 94L120 95V96H118ZM164 94V95H165ZM169 94V95H168ZM31 95H33V96H31ZM59 97V99L61 100V101H59L58 102V100H56L58 97ZM101 95V94H100ZM104 95V96H103ZM111 95V96H112ZM16 96V97H15ZM19 98H18V97ZM28 96V97H27ZM38 97V99H37V97ZM39 96H41L42 98H41V100L39 101V99H40V97ZM56 96V97H55ZM111 96H108L107 95V93H106V95H105V92L103 93L102 92V95H101V97H99L100 99H99V101L101 100V102H99L98 100H96L95 101V99H94V102H95V104L97 105V101L99 102L98 103V105L99 104H101L102 102L104 103V102H107V101H105V100H108V101H110V100H112V99H110L109 100V98H111ZM130 96V95H129ZM136 95H134V97H135ZM139 95H137V97H138ZM24 97V98H23ZM30 97H33V98H30ZM108 97V98H107ZM124 97V98H123ZM137 97H135V98H137ZM18 98V99H17ZM29 98V99H28ZM36 100H35V99ZM103 98L105 99V100H103ZM123 98V99H122ZM200 98V99H199ZM20 99V100H19ZM26 99V100H25ZM30 99H32V100H34L35 101V103H37V100H38V105H35V103L34 102H32V100H30ZM46 99H44V100H46ZM96 99H98V98H96ZM197 99L199 100V102L197 101ZM26 101L27 103H29L30 102V104H33L34 103V105H31V106H36V107H38L39 105V108L40 109H38L37 110V108L36 107H32L33 109H30L31 110V112H30V110H29V113L27 112V109H28V107L29 108H31L30 106H29V104L28 105H26L27 106V108H26V110H23V111H25V113H27V115H24V114H21L20 112H23V111H20L19 112V110L17 111V109H18V107L22 104V103H24L23 101ZM46 100V101H47ZM63 100H64V98H63ZM84 100H87L86 98L84 99ZM116 100V99H115ZM138 100V99H137ZM173 100V99H172ZM186 100V101H185ZM21 101V102H20ZM57 101V102H56ZM74 101H76V99H74ZM212 101V102H211ZM17 102V103H16ZM20 104H19V103ZM32 102V103H31ZM60 102H62V104H61V106H66V108H64V107H62L60 110H61V112H63V113H61V115H63V117L61 116H59V118L57 117V119H60L59 121L57 120V119H54V118H52V121H53V119H54V122L55 121H57V122H51V123H54L53 124V126H50L49 128H50V130L51 129H53V130H48V133L49 132H53V133H50V134H48V135H46V133L44 134V133H42V132H40L39 134H41V136H43V138L39 135L38 136V134H37V136L35 137H33V138H31L30 139V137H32V135H33V133H34V131H32V129H34V128H29V132L28 131H26V132H28V134L27 133H25V131H24V133L23 132H21V133H19L20 131H18V130H16V129H18V128H16V126L18 125V127L22 124H20V122L22 121V118H23V123H25L24 122V118L26 119V118H28L29 117V119H26V120H32V118H34L35 120V122H36V120L38 119V116L40 115V116H42L41 118L43 119L44 117H47L46 116V114H48V113H44L43 114V112H45V110L48 112L49 110H47V108L48 109H50L51 108V112L53 111L52 110V108L55 106L56 107V110H57V106H58V104L60 103ZM64 102H66L65 104H63ZM73 102V101H72ZM70 103V105L71 104H74V103ZM77 102V101H76ZM85 102V101H84ZM87 102L88 103H90V101L89 100H87ZM87 102H86V104H87ZM115 102V101H114ZM198 102V103H197ZM13 103V104H12ZM91 103H93V100L91 101ZM90 103V104H91ZM3 104V105H2ZM75 104H77V103H75ZM85 104V103H84ZM202 104V105H201ZM2 105V106H1ZM6 105V106H5ZM17 105H19V106H17ZM24 105H25V103H24ZM57 105V106H56ZM68 105V106H67ZM88 105V104H87ZM86 105V106H87ZM96 105H95V107H96ZM4 106V107H3ZM9 106V107H8ZM15 106V107H14ZM60 106V105H59ZM71 106H73V105H71ZM70 106V107H71ZM85 106V105H84ZM86 106L84 107V108H86ZM17 107V108H16ZM42 107H44V109H42ZM50 107V108H49ZM90 107V105H88V107H87V110H88V108ZM5 108V109H4ZM16 109V112L17 113H19V114H17V113H15L14 111H15V109ZM60 108V107H59ZM59 108H58V110H59ZM91 108H93V106L91 105ZM2 109H3V111H2ZM7 109V110H6ZM53 109H55V108H53ZM64 109H67L68 111H64ZM79 109V108H78ZM83 110V108H80V110ZM191 109V110H190ZM11 110V111H10ZM13 110V111H12ZM40 110V111H39ZM43 110V111H42ZM73 110V111H74ZM81 110V111H82ZM85 111H86V109H84ZM83 110V111H84ZM91 110V109H90ZM90 110L89 111H87V113H89L90 112ZM38 111V112H37ZM73 111L71 112V114L73 113ZM76 111H77V113H78V115H76L77 113H76ZM80 111V112H81ZM82 111V112H83ZM84 111V112H85ZM92 111H93V109H92ZM92 111H91V114H92ZM169 111V110H168ZM1 112H3V113H5V114H3V113H1ZM11 112V113H10ZM35 112V113H34ZM42 112V113H41ZM50 112V111H49ZM53 112H55V111H53ZM57 112V111H56ZM59 112V111H58ZM57 112V113H58ZM81 112V114L83 115H88L89 117H92L93 115H89V114H86V113H82ZM110 113L112 112V110L111 111H109ZM109 112H107V114L109 113ZM170 112H171V108H170ZM12 113H14V114H12ZM66 114V116L67 115H70V116H67V117H65L64 115ZM69 113V114H68ZM93 113H94V111H93ZM114 112H112L111 114H113ZM7 114V115H6ZM21 114V115H20ZM80 114V115H81ZM111 114H109V117H112L111 116ZM22 115L24 116V117H22ZM38 115V116H37ZM43 115H44V117H43ZM57 115V114H56ZM75 115V116H74ZM80 115L78 116L79 118H83L82 116L80 117ZM83 115V116H84ZM6 116V117H5ZM22 118H21V117ZM26 116H28V117H26ZM108 116V115H107ZM1 117V116H0ZM19 117V118H18ZM72 117H73V119H72ZM89 117H87V118H89ZM108 117V118H109ZM134 117V116H133ZM151 117V118H150ZM40 118V117H39ZM55 118H56V116H55ZM72 120H71V119ZM84 118H86V116H84ZM83 118V119H84ZM20 119V120H19ZM42 119H38V121H41ZM46 119V118H45ZM45 119H43V120H45ZM62 119V120H61ZM70 119V121L71 122H73V123H71L70 121L68 122V120ZM82 119V121H84ZM153 119V120H152ZM4 120L5 121H7L8 123L9 122H11L12 121V124H14V123H16L17 125H15V127L13 126H11V125H9V126H7V124H6V122H4ZM20 122H19V121ZM30 120V122H32ZM42 120V121H43ZM79 120H81V119H79ZM88 120H90V119H88ZM140 120H144V121H147V122H156V119L151 115V114H148V115H145L144 117L142 116H137L136 115V117H134V118H132L129 122H128V124H126V125H124L123 127H122V125H121V127H119L118 129H123V131H120V132H118L119 134H116L115 136H113L112 138H111V140H109L108 139V141H105V147H104V149H106L105 151H110V149H111V146L112 145H114V143H117V142H119L120 140L122 141V139H123V137H124V135H126L127 134V132L128 131H131L132 129H144V127H141V126H138L137 124L140 122ZM33 121V122H34ZM227 122V124H226V122ZM67 122H68V124H70V126L67 124ZM90 122H91V120H90ZM90 122H88V123H90ZM240 122V123H239ZM3 123V124H2ZM29 123V122H28ZM20 124V125H19ZM104 124H105V126H104ZM52 125V124H51ZM74 127H72V126ZM103 126H98V129L100 130V129H102V130H100V131H105V129H110V127L106 124V122H104L103 124H102ZM34 126V125H33ZM36 127H38V129H40L39 128V125H35ZM34 126V127H35ZM86 126H87V124H86ZM226 126V127H227ZM9 127H11L12 129H10ZM35 127V129H37ZM8 128H9V130H8ZM16 128V129H15ZM63 128H65V130L67 131H65ZM73 130H72V129ZM229 128V127H228ZM228 128H227V130H228ZM15 129V130H14ZM31 129V130H30ZM42 129V128H41ZM63 129V130H62ZM67 129H70V131H68ZM187 129H188V127H187ZM189 129H190V131H189ZM189 129H188V132H184V131H182V130H178V129H174V131L177 133V134H179L178 136H181V137H186V138H189V137H192L193 138V140L195 139V141H196V143H198L199 141V143H201L202 141L206 144L207 143V145H212V144H214L215 146H216V143H215V141H212V139L210 138V136L208 135V133H206L205 135H204V133H200V134H198L199 132H197V131H195V133L194 132H191V131H194V130H192L193 128H190L189 127ZM6 130L8 131L7 133H5L6 132ZM10 130H12V131H10ZM56 130V131H55ZM60 130V131H59ZM64 132V135H65V137L63 136V134H61V133H63L62 131ZM17 131V133H15ZM30 131H32V134H30L31 136L30 137H28L29 136V133H31ZM47 131V130H46ZM229 131V130H228ZM11 134H10V133ZM39 132V131H38ZM38 132H36L35 131V134L36 133H38ZM197 132V133H196ZM66 133V134H65ZM72 133V134H71ZM4 134H6V135H4ZM16 134H18V135H16ZM44 134V135H43ZM58 134H61L60 136H63L64 138L62 139V137H59L60 139H58V140H56V142L53 144V143H51L50 144V146H52V147H49L47 144H49L50 142H51V140H49L50 138H52V136L54 135V136H57L58 137ZM68 134H70L69 136H68ZM201 134H202V136H201ZM3 135V136H2ZM15 135V136H14ZM20 135H22L24 138H22V136H20ZM51 135V137H49ZM187 135H188V137H187ZM9 136V137H8ZM263 137L261 138V139H264V135H262ZM3 137H5V138H3ZM11 137V138H10ZM16 137H19V138H16ZM40 137V138H39ZM46 137V138H45ZM66 137V138H67ZM74 137H76V134H75V136ZM14 138L16 139V141L18 140V141H20V142H16L15 140H14ZM29 138V139H28ZM44 138H45V140H48V141H44V143H42L41 144V141L43 142V140H44ZM48 138V139H47ZM71 138V137H70ZM5 139H10L9 141H10V143H9V141H7L6 140V142H5ZM12 139H13V141H12ZM28 139V141H26V140ZM41 139H43V140H41ZM72 139H73V137H72ZM76 139H74V141L73 140H70V141H72L71 142V144L72 143H75L76 141H75ZM211 140V141H210ZM3 141V142H2ZM25 143H24V142ZM55 141V140H54ZM120 141V142H121ZM191 141H192V139H191ZM198 141V142H197ZM264 140H262V142H263ZM8 142V143H7ZM12 142V143H11ZM22 142V143H21ZM46 142V143H45ZM49 142V143H48ZM58 142V143H57ZM202 142V143H203ZM7 143V144H6ZM16 143V144H15ZM19 143H21L22 145H21V147H20V144ZM25 145H24V144ZM33 143V144H32ZM196 144L195 146H197V145H200V144ZM4 144H5V146H4ZM9 144L12 146H10L9 147V149L11 148H13V145H14V147L15 148H17L18 147V149H19V147H20V149L18 150H15V152H12V150L14 151V149H10V151L12 152H9L7 149H8V147L7 146H9ZM18 144V145H17ZM41 144V145H40ZM193 144H195V143H193ZM7 145V146H6ZM39 146V149H38V146ZM42 145H43V147H42ZM54 145V146H53ZM56 145V146H55ZM263 145H264V143H263ZM17 146V147H16ZM41 146V147H40ZM47 146H48V148H47ZM43 148H44V153H41L42 152V150H43ZM46 148H47V150H46ZM52 148V149H51ZM68 148V147H67ZM3 149L6 151V153H7V155H5L6 153H4L5 151H3ZM35 151H34V150ZM49 149H50V151H49ZM59 149V148H58ZM58 149L56 150L57 151V153L60 151H58ZM66 149V148H65ZM22 150V151H21ZM37 150V151H36ZM19 151H21V152H19ZM53 151V152H54ZM63 151H64V149H63ZM66 151H68L67 149H66ZM65 151V152H66ZM6 156H4V155H2V153ZM19 152V153H18ZM25 152V153H24ZM31 152V153H30ZM40 152V153H39ZM45 152H47L46 154H45ZM81 152V151H80ZM9 153V154H8ZM27 153V154H26ZM39 153V154H38ZM50 153V154H51ZM82 153V152H81ZM81 153H74V155H75V157H78L79 158V156L78 155H81ZM110 153V152H109ZM264 152H261V154H259L258 155V157H257V160L255 159L254 161H252L251 159H250V161H252V162H249L248 160H245L244 162L242 161V162H238V164H237V162L235 161H233L234 163H236V164H234L233 162H232V160L233 159H230L229 157H227V156H221V158L223 159H221L220 158V160H222L224 163L226 162V164L227 163H233V165H236V166H238V167H240L241 166V168H243V170L245 169V170H247V171H249V172H251V175H252V173H253V175H255L254 176V178H253V180H251L252 179V177L251 178H247V179H250L251 180V182L252 181H254V183L255 182H257V183H259V184H257V186L256 187H261V188H255V191H257V192H254V188L252 189V185H250L249 183V180H248V182L247 181H244V184L246 185V187H245V185H244V187L245 188H247L246 190H248L250 193H251V191L253 190V195L255 194V193H257V194H255V195H257L258 197H259V195H261V194H263V191H264V154H263ZM29 154V155H28ZM36 154V155H35ZM40 154H42V155H40ZM105 154H107V153H105ZM2 155V156H1ZM24 155L26 156V155H28L29 156V158H30V155H32V157L29 159L28 158V156H26V157H24ZM38 155H39V157H38ZM44 155V156H43ZM73 154H72V157L74 156ZM3 156H4V159H3ZM1 157H2V159H1ZM21 157V158H20ZM41 157H43V160H42V158ZM74 157V159L75 160H77L76 158ZM106 157V156H105ZM22 158H24V159H22ZM28 158V159H27ZM45 158V159H44ZM107 158V159H106ZM103 161H105V164L107 165V167L109 168V169H113V167L111 166V161L109 160L110 158H109V155L106 157ZM137 158V157H136ZM20 159H22V160H20ZM27 161H26V160ZM114 159H116V160H118V162L114 165V168H123V169H125L126 167H128L129 166V168H130V166H132V169H130V171L132 172L133 171V167L134 166H137V163H136V161H132V160H127V159H125V156H122V155H118V157H114ZM28 160H30V161H28ZM221 161V162H222ZM256 161V162H255ZM28 162V163H27ZM36 162V161H35ZM81 162H83L82 163V167L79 165V169H75V166H77V165H72V168H74V169H72V170H69L70 168L69 167H71V166H69V167H66V168H69V169H67L66 170V168H65V172L62 174V171H64L63 169H61L60 168V172H56L55 174H54V172L52 173L53 175H51L50 176V181H51V179H53L54 180V182L53 183H55V181L57 182V184H59V182L61 183V181L62 182H65V183H67L68 182V180H69V182H70V179H72V178H70L69 179V175H71L70 177H72L73 176V174H74V172L77 174V175H81V176H84L85 175V173H90L89 175L90 176H92V177H97V175L99 176L100 174L102 175V173L103 174H105L104 172H100V168L98 169V168H95L94 170H92V171H90V169H88V167H90L89 166V161H86L85 160V162H88V164L87 163H85L84 162V160L83 161H81ZM145 163H149V162H145ZM145 163H142V164H138V167H142V166H144V165H147V166H149L148 164H145ZM230 163V164H231ZM81 164V163H80ZM94 163H91L90 165H93ZM95 164H97V163H95ZM140 165V166H139ZM98 167V166H97ZM190 167V168H189ZM57 168H59V167H57ZM78 168V167H77ZM135 168V167H134ZM182 168V167H181ZM181 168H178V170L177 171H179V169H180V171L181 172H184L183 173V176L185 177V178H183V177H181L182 179H177L176 181H175V185H171L170 184V182H169V184L166 182V184H167V187L168 188H160V187H158L157 186V183H154V182H152V181H134V180H131V179H128V178H126V177H123L122 179H118L117 178V176L115 175V176H113L112 175V177H111V175H109L110 177H111V182H109L110 181V179L108 178L109 176H107V177H105V178H108V183H110V184H115L116 186H114V185H112V188H114V189H112L111 191H109V192H111L110 193V199H114L115 198V201L116 202H114L115 204H113L111 207L114 209L115 207V210H116V213H117V215L115 216V220H114V222L115 223H113L111 226L113 227V225L114 226H117V227H125V225H126V227H128L129 228V230L132 228V230L135 228L134 227V219L133 218H135V216H136V214L138 213V211L140 212V209H139V207L141 208L142 207V204H140V202H141V198H139L138 197V194L136 193V192H138V193H146V194H150V193H153V194H158L159 196H160V202L162 203V206H161V203H160V206H161V208H162V210H159L158 212H157V214H156V217H155V220H154V239L156 240V241H159V242H161L162 240L164 241V240H168V239H170V240H173L175 243H177L178 244V246H179V248H180V250L175 254L176 256H172L173 258H171L172 260H173V262H174V264H186V263H188V262H186V263H183V262H185V260L187 261H189V264H191L192 263V261L194 260V262H196V261H198V264H221L222 263V261L224 260V254H222V252H221V250H219V248L218 247H216V245L218 244V243H213V242H211L210 240H208V238H209V236H207L206 237V242H207V244L205 245V246H196L195 245V242H196V240L198 239L197 238V234L199 233V232H201L200 231V229L201 228H203L202 226H203V224H205V222H203L204 220L200 217V215H201V213L204 211V210H206L205 209V207H203L202 208V199H201V194L200 193H198L197 192V188H195L196 186H195V183L194 182H197V181H195L197 178H199V173L200 174H202V172L201 171H204V172H206V170H194L195 169V167L193 166H188L187 167V169L185 168V169H182L181 170ZM184 168V167H183ZM7 169V170H6ZM21 169V170H20ZM44 169H46V170H44ZM128 169V168H127ZM20 170V171H19ZM24 170V171H23ZM59 170V169H58ZM243 171L244 172V174L246 175V176H251L250 174L249 175H247V173L248 172H246V171ZM57 171V170H56ZM125 171H127V170H125ZM129 170H128V172H130ZM188 171V172H187ZM192 171H193V173H192ZM196 171V172H195ZM199 171V172H198ZM68 173V176H67V174H66V176H65V178H66V180L67 181H64L63 179H65L64 178V174L65 173ZM209 172V171H208ZM18 173V174H17ZM22 173V174H21ZM38 173V174H37ZM60 173L62 174V176L60 175ZM70 173H72V174H70ZM125 173H127V172H125ZM180 173V172H179ZM188 173V174H187ZM192 173V174H191ZM195 173H197V174H195ZM210 173V172H209ZM207 174V173H203V175L205 174V175H207V177L206 178H208L209 176L208 175H210V174ZM212 173V172H211ZM256 173V174H255ZM20 174L24 177H22V179H20L19 177H21L20 176ZM35 174H36V177H35ZM47 174V177L46 176H44V175H46ZM49 174V175H48ZM182 174V173H181ZM190 174V175H189ZM193 174H195V175H193ZM17 175H18V177H17ZM37 175H38V181H36L37 179ZM41 175H43V178L44 179H46L45 181L44 180H42V176ZM59 175V176H58ZM100 175V176H101ZM108 175V174H107ZM189 175V176H188ZM197 175H199L198 177H197ZM203 175H201V177L203 176ZM204 175V176H205ZM57 176V177H56ZM105 176H106V174H105ZM203 176V177H204ZM212 176H213V174H212ZM212 176L210 175V177L212 178ZM52 177V178H51ZM75 177V178H74ZM73 178H74V180H75V182L76 181H80V179L79 178H76V177H80V176H74ZM194 177V178H193ZM195 177H196V179H195ZM245 177V176H244ZM205 178V177H204ZM40 179V180H39ZM62 179V180H61ZM78 179V180H77ZM246 179V180H247ZM49 180H48V182H49ZM59 180V181H58ZM61 180V181H60ZM113 180V181H112ZM184 180V181H183ZM205 180V179H204ZM256 180V181H255ZM36 183H35V182ZM214 181V180H213ZM40 182V185L39 184H37V183H39ZM68 182V183H69ZM72 182H73V180H72ZM106 182V181H105ZM113 182V183H112ZM189 182V183H188ZM245 182H247V183H245ZM214 183H216L217 184V182H214ZM262 183V184H261ZM61 184H63V188H62V191H65L66 190V186H67V184H66V186H65V184L64 183H61ZM70 185H72L73 183H69ZM68 184V187H70V185ZM26 185V186H25ZM39 185V186H38ZM74 185V184H73ZM170 185V186H169ZM28 186V187H27ZM37 186V187H36ZM114 186V187H113ZM195 186V187H194ZM214 186V185H213ZM33 189H32V188ZM36 187V188H35ZM65 187V188H64ZM67 187V188H68ZM74 187V186H73ZM70 187V190H69V188H68V195L66 196L65 195V198H67L68 196V198L67 199H65L64 198V195H62V191H58L59 190V188H60V190H61V187H59L56 191H53V198L55 199V198H58L57 197V195L58 196H62V199H64V200H61L62 201V203H64V201H65V203L66 202H68V201H70V203L73 201V199H75V198H78L79 197V195H80V192L82 191V190H80V189H75L76 191L74 192V191H72V190H74V188H76V187ZM119 187V188H118ZM122 187H124V188H126V187H130V188H134V190L135 191H133L132 189H130V191L132 190V193H129L130 195H128L127 193L128 192H130V191H124L125 189L124 188H122ZM179 187H180V189H179ZM72 188V189H71ZM177 188V189H176ZM211 188V187H210ZM30 189V190H29ZM199 189V188H198ZM257 189V190H256ZM260 189V190H259ZM35 190H37V191H35ZM117 190V191H116ZM124 192H123V191ZM173 190V191H172ZM184 190V191H183ZM251 190V191H250ZM34 191V192H33ZM59 193H58V192ZM66 191V192H67ZM177 191V192H176ZM211 191H213L214 192V190L213 189H211ZM215 191H217V189H215ZM247 191V192H248ZM70 192H71V194H70ZM79 193V195L77 194V193ZM109 192H108V195H109ZM117 192V193H116ZM135 192V194H133ZM163 192V193H162ZM44 193V194H43ZM55 193V194H54ZM126 193V194H125ZM141 193V194H142ZM192 193V194H191ZM216 193V192H215ZM214 193V194H215ZM245 193V192H244ZM60 194V195H59ZM63 194H65V193H63ZM71 196H76V195H78L77 197H71ZM76 194V195H75ZM114 194V195H113ZM118 194V195H117ZM137 194V196L135 197L136 199H140L138 202L139 203H137V201L135 202V201H133V199H132V197H130V196H132V195H136ZM161 194V195H160ZM54 195H56L55 197H54ZM117 195V196H116ZM123 195V196H122ZM150 195H152V194H150ZM246 195H247V193H246ZM249 195V194H248ZM252 195V194H251ZM254 195V196H255ZM22 196V197H21ZM34 196L36 197V199L34 198ZM47 196V197H46ZM128 196V197H127ZM250 196V195H249ZM249 196L247 197V198H249ZM38 197H39V199H38ZM111 197H113V198H111ZM117 197H119L121 200L119 201V203L117 204V200H119V198H117ZM198 197H200V199L198 198ZM242 197H245V200H247V198H246V196H245V194H243L242 195ZM33 198V199H32ZM46 198V199H45ZM108 198V197H107ZM117 198V199H116ZM131 200H130V199ZM182 198H187V199H189L190 201H191V199L194 201V200H196L197 202L199 201H201L200 203H201V205L199 206V208L197 209V208H195L197 205H199L200 203H198L197 204V202L196 201H194V202H196L195 203V205H194V202H193V207H194V209H189V208H186V207H181L180 206V201L182 200ZM53 199V200H54ZM164 199V200H163ZM243 199V198H242ZM18 200H19V204L21 205L20 207H21V209H23V211L21 212L20 210H19V212H20V214L18 215V214H14L13 212H12V210H11V207H13L12 206V204H14V203H18ZM32 200H33V202H32ZM35 200H36V202H35ZM43 200V201H42ZM45 200V201H44ZM48 200V201H47ZM57 199H55L54 201H56ZM58 200H59V198H58ZM68 200V201H67ZM104 200H105V198H104ZM103 200V201H104ZM244 200V199H243ZM243 200H241V202H244L245 203V200L243 201ZM15 201V202H14ZM114 201V200H113ZM235 200H234V198H233V200L232 201H230V202H234ZM5 202V203H4ZM108 202V203H107ZM110 200L109 201H104V203L103 202H101L100 203V206H103V208H102V211L101 212H103V213H105V212H108L109 210V205L107 206V204H110ZM133 202V203H132ZM105 203H107L106 204V206H105ZM129 203H130V205H129ZM135 203V204H134ZM243 203V204H244ZM67 204V203H66ZM69 204V203H68ZM117 204V205H116ZM137 204V205H136ZM115 205V206H114ZM141 205V206H140ZM165 205V206H164ZM242 206V205H241ZM262 206L264 207V205L262 204ZM260 207V210H259V213H261V217H263V222H264V209L261 211V209L263 208V207ZM104 207H105V210H104ZM31 208V209H30ZM108 208V209H107ZM166 208V209H165ZM170 208V209H169ZM241 208H243V209H241V210H244V208L245 207H241ZM2 209H3V211H2ZM164 209V210H163ZM175 209V210H174ZM204 209V210H203ZM105 212H104V211ZM108 210V211H107ZM110 210H111V208H110ZM173 210V211H172ZM183 210H185V211H183ZM193 210V211H192ZM196 210V211H195ZM202 210V211H201ZM34 211V212H33ZM192 211V212H191ZM261 211V212H260ZM171 212V213H170ZM186 212H188V213H186ZM191 212V213H190ZM245 212V211H244ZM39 213V214H38ZM174 213V214H173ZM34 214V215H33ZM185 214V215H184ZM190 214V215H189ZM197 214H198V218H197ZM175 215V216H174ZM182 215V216H181ZM186 215H187V217H186ZM193 215V216H192ZM196 217H195V216ZM38 216H39V218H38ZM191 216V217H190ZM40 217H42V218H40ZM260 217V218H261ZM22 218V219H21ZM37 218V219H36ZM184 218V219H183ZM187 218V219H186ZM35 219V220H34ZM39 219V220H38ZM41 219V220H40ZM186 219V220H185ZM2 220V221H1ZM51 220H53V223L51 222ZM59 221L57 224L56 223H54L55 221ZM65 220V221H64ZM201 220V221H200ZM24 221V222H23ZM42 222V224H41V222ZM68 221V220H67ZM71 221L69 222V223H71ZM261 221V222H262ZM32 222V223H31ZM203 222V224L202 225H200L201 223ZM260 222V223H261ZM16 223V224H15ZM24 225L23 227H22V224ZM36 223H38V224H36ZM51 223V224H50ZM190 225H189V224ZM1 224V223H0ZM10 224V225H9ZM13 224H15V225H13ZM32 224L33 225H35V226H39L38 228L37 227H35V229H34V227H31L32 226ZM52 224H56V225H52ZM64 224H66V225H64ZM185 224H187V225H185ZM262 225H260V227L258 226L257 227V230H259V231H256L257 233L255 234L256 236L253 238H251V240H250V243L248 244L249 245V247H247V248H249V249H245L244 248V250H246V251H244V250H241L242 252H239V253H236V255H234L233 254V256L234 257H236V258H234V260L236 259H239V258H241V259H244V261L245 260H250V261H253V260H257V262L259 263V264H264V223H261ZM4 225H5V227H4ZM9 225V226H8ZM20 225V226H19ZM29 225V226H28ZM64 225V226H63ZM91 225V227H92V224H89V226ZM192 225H194V226H192ZM231 225H233V222H231ZM11 226V227H10ZM19 226V227H18ZM79 226H80V224H79ZM88 226V227H89ZM186 226H189V230H190V228H192L191 230H193V231H190V233L188 234V236H187V238H185V239H183L182 240V237H181V235L179 234L180 233V231H182V230H184V228L186 227ZM201 226V227H200ZM2 227V228H1ZM6 227H8V228H6ZM15 227H16V229H15ZM26 227V230L27 231H29L30 229L29 228H27ZM61 227V228H60ZM65 227H66V229H65ZM81 227V226H80ZM80 227H79V230H76V232L77 231H80ZM107 228H108V226H106ZM195 227V228H194ZM5 230H4V229ZM10 228V229H9ZM25 228V227H24ZM71 229H73L72 227H70ZM74 228H76V226L74 227ZM77 228H78V226H77ZM174 228V229H173ZM259 228V229H258ZM3 229V230H2ZM29 229V230H28ZM71 229H69L70 231H72ZM81 229H82V227H81ZM125 229H127V228H125ZM9 230V231H8ZM18 230H19V232H18ZM61 230V231H62ZM128 230V229H127ZM199 230V231H198ZM202 230V229H201ZM6 231H5V234H6ZM70 231H66V232H70ZM178 231V232H177ZM198 231V232H197ZM23 232H25V229H24V231ZM23 232H22V234H23ZM81 232V231H80ZM45 233V232H44ZM57 233V232H56ZM55 233V235L57 236V234ZM72 233V232H71ZM70 233V234H71ZM73 233L75 234V229L73 230ZM72 233V234H73ZM195 233V234H194ZM21 234V233H20ZM45 234V235H46ZM71 234V236H75L74 234L72 235ZM81 234V233H80ZM46 235V236H47ZM54 235V236H55ZM77 235H78V232H77ZM126 235V234H125ZM200 235V234H199ZM203 235V234H202ZM201 235V236H202ZM45 236V237H46ZM200 236V237H201ZM199 237V238H200ZM38 238V237H37ZM117 238L118 239H122V240H119V242H118V240H117ZM115 240H114V242L113 243H111L112 245L110 246V245H108L107 246V248H106V250L104 251V254L106 255V254H108L109 253V251H111V248L112 247H114V245L115 246H118V245H121V243L123 244V242L125 241V242H127V240H128V237H117ZM172 238H174V239H172ZM41 239V242L43 241L42 240V238H39V240ZM44 239H46V238H44ZM256 239V240H255ZM39 240H37V241H39ZM180 240V241H179ZM46 240H44V242H45ZM48 241V240H47ZM46 241V242H47ZM57 241V240H56ZM121 241V242H120ZM123 241V242H122ZM182 242V243H181ZM62 244L61 243V241H59L58 240V242H57V244ZM54 244H56V243H54ZM53 244V245H54ZM56 245L57 246V251H56V249H55V251L59 254L60 252L59 251H61V249H62V245L60 246V245ZM114 244V245H113ZM118 244V245H117ZM129 244H131L129 247L132 249V250H130V252H129V254L126 256L125 254V256L124 255H122L123 257L122 258H124V260L127 262V261H130L131 260V262H134V261H136L135 259H138V258H140L141 257V260H143L144 258H146L147 256L149 257L151 254H152V250H149V248L147 249L146 248V246H144L143 247V245L141 244V243H139L137 240H135V241H129ZM253 244V245H252ZM46 246V245H45ZM50 246H52V244L50 245ZM55 245H54V248L56 247ZM59 246V247H58ZM53 247V246H52ZM52 247H50L52 250H54V248H52ZM61 247V248H60ZM50 248H48V250L51 252H47V254H46V252L45 251H47V250H45L44 252H45V254H43V255H48L49 253L50 254H52L53 252H52V250H50ZM254 248V249H253ZM45 249H47V246L45 247ZM60 249V250H59ZM147 249V250H146ZM260 249V250H259ZM262 249V250H261ZM136 252H135V251ZM214 250V251H213ZM55 251H54V253L53 254H57V253H55ZM132 252V253H131ZM133 252L135 253V255H133ZM138 252V253H137ZM148 252V253H147ZM61 253H63V251L61 252ZM60 253V254H61ZM131 253V254H130ZM217 253V254H216ZM42 254V253H41ZM40 253L38 254V255H41ZM49 254V255H50ZM103 253H102V255H104ZM252 254V255H251ZM37 255V256H38ZM43 255H41V257L43 258V259H45V258H47L46 256H45V258H44V256ZM129 255H130V257H129ZM251 255V256H250ZM258 255V256H257ZM232 256V257H233ZM39 257L40 256H38V257H36V259L37 260H35V261H37L38 263L40 262V260H39ZM40 257V258H41ZM135 257V258H134ZM251 257V258H250ZM41 258V259H42ZM131 258V259H130ZM190 258V259H189ZM223 258V259H222ZM256 258V259H255ZM43 259H42V261H43ZM129 259V260H128ZM170 259V260H171ZM192 259V261H190ZM212 259V260H211ZM252 259V260H251ZM23 261H24V259H22ZM39 260V261H38ZM140 260V259H139ZM222 260V261H221ZM233 260V261H234ZM240 260V259H239ZM247 260V261H248ZM262 260V261H261ZM34 261V262H35ZM219 261V262H218ZM26 262V261H25ZM170 262V261H169ZM191 262V263H190ZM194 262H193V264H194ZM200 262V263H199ZM27 263V262H26ZM169 264V263H168ZM230 264V263H229Z\"/></svg>",
	"mask_w": 264,
	"mask_h": 264
}]
</instances>
